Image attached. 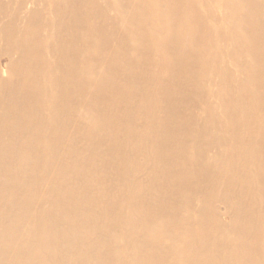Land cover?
Wrapping results in <instances>:
<instances>
[{
    "label": "rangeland",
    "instance_id": "obj_1",
    "mask_svg": "<svg viewBox=\"0 0 264 264\" xmlns=\"http://www.w3.org/2000/svg\"><path fill=\"white\" fill-rule=\"evenodd\" d=\"M6 1H8L9 3ZM25 1H27V3H25ZM46 1H47V3L48 2L49 3L47 4ZM41 2H42V4H41ZM29 4H30V6H29ZM251 4L255 5L254 9L252 8ZM7 5H8V7H7ZM27 6H29L28 9H25ZM6 8H7V10H4ZM1 9H3V10H1ZM168 9H170V11H168ZM58 10H60L61 12H59ZM47 11L48 12L50 11V12L48 13ZM167 12H168V14H166ZM202 12H204V13H202ZM263 15H264V0H249V1H247V0H233V1L232 0H198V1L197 0H73V1L72 0H0V22L3 21L2 23H0V36L5 31L2 29V27L3 26L8 27L7 24H12V26H14L15 23L17 25L18 24H20V25L24 24L23 31L25 33H32V38H34L33 41H35V42L37 41L36 46L37 45L38 46L34 47L35 49L32 46L29 47V49H34L35 51H33L31 53V55L30 54L28 55V53H27V56L25 58L21 59V61H20V67L27 68V69H25V71H26V73L28 72V74H30L31 86L29 84H27L28 82L26 81L25 87L23 89V83L21 82L22 78H19V79L10 78L11 81H13V82L9 83V86L6 87V89H7V91H9V90L11 91L10 97H12V99L9 102L8 107L11 104V108L15 107L14 109L21 110V108L24 104V105H28L29 107H31L34 110V113L36 111L40 112V113H37V115L31 116L33 118V121L31 119V117L27 121L28 131L29 132L31 131V134H32L33 131H35L37 129L36 132L38 134L36 133L37 135L34 134V136H32L30 133H27L25 136L26 137L28 136V139H30L33 142H34V140L37 143L39 142V144L41 142L40 148L43 149V152L39 151V153L41 152L43 155L39 154L38 156H36L37 153L32 155L34 160L32 157H30V159H26V158L24 159V158H18V157L16 158L15 155H11V154H10L11 156L10 155L5 156L6 154L4 152L0 153V157H1L0 163L2 162V158L4 159L2 164H1L2 167L0 165V172H1V174H0V184L1 185L0 186H1V191H2V192L0 191V193L2 196L4 195V197H3L4 200H7L6 198L8 197V195L10 198L20 196L21 200L23 199V208L25 210V214L27 213V215H29V217H31V215L34 212V215H32V218L34 219V221L32 219V221H33L32 227L34 228V223H35V228H36V226L39 223L40 225H38L37 227L40 228V226L43 227V225H44V229L47 230L46 233H49L48 226L51 225L50 223H52V221L51 222L44 221L41 217V215H43V214H41V212H39V210L40 211L45 210L44 208H46V207L49 208L50 205L55 204V202L59 198V201H57L60 204V205H58V210H59L58 213L62 214V213H65V211H66L67 215H65V216H68V219H70V216L72 214L76 218L78 216L80 219L79 218H77V219H79L78 221H81V223L77 222L76 218L75 217L73 218V216H72L71 220H73V221L75 220V222L77 224L75 222L73 223V221L71 222V220H70L69 223L73 227V230L72 229L71 230L75 231V233H77V234L82 232L81 235H83L84 237H85V235L87 236V239H85L86 237L85 238L83 237L84 238L83 243L81 240L82 236H81V238H79L80 235L78 236L77 234L75 236H73L74 239H76L75 243L78 244V245L77 244L76 245L78 247H81V245H82L81 250L85 251V247H87V244L90 245L92 243L91 246H88L86 248L87 249L86 252L88 251L89 253H90V251H89L90 247L91 248L93 247L91 249L92 251L94 250V252H93L94 258L93 257L90 258V256L93 255L92 253L87 256L88 259H90V260H87L89 263H90V261H93V259L97 258V259H99V261L101 260V262H102L99 264H107V263L108 264H113V263L119 264L120 260H122L121 264L127 263L128 261H129L128 264H134V262L136 264L137 260L134 257L139 256L142 252L138 251V253H137V250H138L137 247L138 246L135 247L136 244H134V245L130 244L131 245L130 246L128 243L131 242L132 239L142 237L141 232L143 235H145V237H147L146 238L147 240L155 242V240H154V237H155L156 242L158 240L159 244L162 247L166 246L167 242H168V244L169 243H177L174 245V247L179 248L182 245V243H184L186 241L185 237H187L190 233H188V231H187L183 234L182 231H178L176 233V236L173 237V234H174L173 232H172V234H169V233H171V231H173L172 226H176V225L179 226L181 224L184 225L185 222L187 223L188 221H191L192 219H193L192 221H195L197 219L198 207H196L195 205L199 204L198 203V196L200 193L198 192V190L199 189H209L207 187L210 186L209 185L210 182H208V179H209L208 176H204V174H202L201 171H197V168H196L197 162H196V159L194 158L195 154H198L202 158H209L211 156L213 157V155L216 152L214 150L213 145L211 147H209L208 143L205 142V140L208 137V133L213 128L216 129V133L218 136H221L222 132L226 129L227 132H226V130L224 131L225 132L224 136H226L227 138H233L235 133H238V134L240 133V135H243V133H244V131L242 132V130H241V129L244 130V125L242 126V121L246 120L244 114L248 113L246 115L248 116V120L251 119L250 120L251 122L253 120H256L259 118L258 112H255L254 108L253 107L250 108V106H249V104H250L249 97L251 96V97L258 98L260 95H262L264 93V68H262V67L257 68L256 67V62L264 63V16ZM172 16H173V18H171ZM2 19H4V20H2ZM84 19H85V21H84L85 23L84 22L82 23V21ZM168 19H169V21H167ZM226 19H228V20H226ZM198 21H199V23H198ZM36 27H38V28L36 29ZM203 27H205V28H203ZM233 28H234V30H233ZM219 29H221V30H219ZM9 30H11V28H9ZM53 33H54V35H53ZM235 33H236V35H235ZM222 34H224V35H222ZM53 37H54V39H53ZM162 37L164 40L162 39ZM212 37H213V41H211ZM240 39L242 40L241 43H240ZM226 40H228V41L226 42ZM90 41H91V43H90ZM206 41H207V43H205ZM219 41H220V43H219ZM221 41H223V42H221ZM232 41L236 42V43H233ZM79 43H81V44H79ZM229 43H230V45H229ZM0 44H2V41H0ZM46 44H48V46ZM237 44H238V46H237ZM52 45L55 47H53ZM204 45H206V46H204ZM207 45H210V46L208 47ZM233 45H235V46L232 49ZM0 46H1L0 50H2L3 45H0ZM93 47H94V49H93ZM90 48H91V51H90ZM236 49H238V50L236 51ZM206 51H208V52H206ZM42 53L43 54L45 53L44 56ZM47 53H49V54L47 55ZM207 53H208V55H207ZM94 54H95V56H94ZM231 54H232V56H231ZM72 55H73L74 59L72 58ZM211 55H213V56L211 57ZM48 56H50L51 59ZM14 57H17V55ZM190 57L192 59H190ZM206 58H208V59H206ZM52 59H54V60H52ZM196 59H197V61L195 62ZM218 59H219V61H218ZM229 59H231V60L229 61ZM30 60H32V61H30ZM216 61H218L219 63L215 64ZM7 62H8L7 60H3L1 62L0 80L8 79L10 77L9 74L4 69V66L7 64ZM74 63H76V64H74ZM179 63H180V65L178 66ZM199 63L201 64V67L203 66L204 68L203 67L201 68ZM232 63H234V64H232ZM2 64H3V66H2ZM31 65L34 67H32ZM48 65H51L50 68ZM183 65L185 66V69H184ZM209 65L211 68L209 67ZM215 65H219V68H221V69H219V71H217L214 74L213 70L215 68L214 67ZM231 65H233V67H231ZM243 65L246 66L245 69L242 68ZM42 66L45 68H43ZM224 66H225V68H224ZM230 69H232V70L230 71ZM45 70H46V72H45ZM56 70L58 71V73ZM171 70L173 73H171ZM198 70H199V72H198ZM224 70H225V72H224ZM42 71H43V74H42ZM67 72H68V74H67ZM218 72H220V73L218 74ZM4 73H5V75H4ZM221 73L222 74L226 73L225 77H224L225 78L224 82L221 81V78H223L221 76ZM243 73L246 76L249 73L251 74L249 76H250V78H252V80H251L252 83H249L245 86V80H247V78H246V76L242 75ZM174 74L177 77H175ZM227 74H228V76H227ZM51 75H52V77H51ZM197 75H199L200 77ZM93 76H94V78H93ZM184 76L188 79L184 78ZM203 76L205 77V79ZM237 76L239 78L241 76H243L240 78L241 80L243 78H245L243 80V82H244V88L243 89H240L235 82L236 78H238ZM155 78H157V79H155ZM234 78H235V80H234ZM50 79H51V81H50ZM92 79H94V80H92ZM152 79L155 80L156 84H155L154 80H152ZM81 80H82V82H81ZM121 80H123V81H121ZM158 80H160V81H158ZM217 80L219 82H217ZM254 81H255V83H254ZM49 82L50 83L52 82V83L50 84ZM132 82H133V84H131ZM188 82H190V83H188ZM261 82L263 83L262 86H261ZM96 83H97V85H96ZM128 83H130V84H128ZM137 83L138 84L140 83V84L137 85ZM177 83H179V84L177 85ZM184 83H186V84H184ZM256 83H258V84H256ZM253 84H254V87H253ZM43 85H45L44 87L46 88L44 90H43V88H44ZM106 85H107V87H106ZM110 85H112V86H110ZM160 85L162 86V88ZM229 85H231L233 97H236V98L238 97L239 99H241L242 106H241V108L237 109L236 105H235L233 107L234 109L232 111H230L229 113H226L224 110V109H226V107L222 106L221 101H220V100L224 101V95L221 96L222 97V99H221L219 93H224L229 88ZM27 86H30L31 88L28 89ZM139 86H141V87H139ZM222 86H223V88H221ZM217 87H219L220 89H218ZM49 88H50V90H49ZM156 88H157V90H156ZM190 88H191V90H190ZM224 88H227V89H224ZM111 89L113 92L111 91ZM141 89H142V92L141 91L139 92V90H141ZM149 89H150V91H149ZM173 89H175V90L173 91ZM236 89H238V90H236ZM249 89H251L252 93L250 92ZM92 90H93V92H92ZM109 90L112 93L111 92L109 93ZM128 90H129V93H126V92H128ZM220 90H222V92ZM51 91H53V92H51ZM86 91H87V93H89V95L86 93ZM106 91H108V92H106ZM130 91H132V92H130ZM244 91H245V93H244ZM83 92H84V94H83ZM133 92L135 95L133 94ZM153 92L155 94H153ZM50 93H51V95H49ZM207 93H210V94H207ZM213 93L215 96L213 95ZM92 94L94 95V97ZM98 94H99V96H98ZM104 94H106L105 98H104ZM112 94H113V96H111ZM147 94H148V96H147ZM13 95H14V97H13ZM42 95H43V97H42ZM160 95H161V97H160ZM166 95H168V96H166ZM198 95H199V97H198ZM239 95H241V96H239ZM50 96H51V98L53 97V100L51 98H48ZM194 96L196 97V99ZM107 97L108 98L112 97V98L108 99ZM117 97L119 99H117ZM139 97L141 98V100ZM148 97H150V99ZM213 97L216 98V100L214 99V101H213ZM233 97H230V98H233ZM15 98H16V100H15ZM18 98H19V100H18ZM42 98H43V100H42ZM89 98L91 99V101ZM102 98L105 99V102ZM131 98H132V100H131ZM210 98H212V99H210ZM82 99L84 100V102ZM86 99L88 100L89 104L91 103L92 105H88L87 104L88 102ZM190 99H192V100H190ZM175 100L177 101L178 104L176 103ZM106 101H107V103H106ZM209 101H210V103L214 104L212 107L210 106L211 104L209 103ZM46 102H48L47 104L49 106L46 104ZM50 102H53V103L51 104ZM82 102L84 104H82ZM173 102H175L177 105ZM246 102H247V104H246ZM17 103L19 105H17ZM41 104L42 105L44 104V105L42 106ZM63 104H64V106H63ZM68 105H70V106H68ZM18 106H20V107H18ZM119 106H122V107H119ZM46 107H47V110H46ZM66 107H68L67 108L68 111H67ZM105 107H107V108H105ZM204 107H207V109L206 108L204 109ZM37 108L39 110H37ZM109 108H111V109H109ZM145 108H146V110H145ZM209 108H211V110ZM106 109H107V111H106ZM148 109L151 111V113L148 112L149 111ZM97 110H99L101 115ZM215 110H216V113H215ZM44 111L48 114L47 116H46ZM66 111H67V113H66ZM76 111H77V113H75ZM79 111H80V113H79ZM86 111L89 113H87ZM145 111H147V113ZM206 111H207V113H206ZM212 111H214V112H212ZM245 111H247V112H245ZM96 112H98L99 114ZM194 112H195V114H194ZM252 112H254V113H252ZM63 113H65V115ZM94 113H95V116H92V114L94 115ZM105 113H107V114H105ZM125 113L127 114V116ZM238 113H239V115H237ZM38 114H39V116H38ZM75 114H77V115H75ZM88 114H89V116H88ZM156 114H157V116H156ZM233 115H234V117H233ZM50 116H52L53 118ZM77 116H79V117H77ZM96 116H97V118H96ZM210 116H213L212 119ZM224 116H226V117H224ZM250 116H251V118H250ZM37 117H38V119H37ZM89 117H91V118H89ZM105 117H107V118L105 119ZM179 117H181V118H179ZM200 117H202V118H200ZM206 117H208V118H206ZM58 118L60 121L58 120ZM101 118L102 119L104 118L102 121L103 122L106 121V122L100 123ZM176 118H177V120H176ZM203 118L205 120H202ZM47 119L50 120L51 123L49 121H47ZM52 119H54L55 121L53 122ZM107 119H109V120H107ZM115 119L116 120L118 119V120L116 121ZM156 119L157 120L159 119V120L155 121ZM37 120H38V122H37ZM93 120H95V122ZM180 120L183 124H181V122L179 123ZM92 121H93V123H92ZM119 121H120V123L123 124L122 128H121V124L119 123ZM154 121H155V123H154ZM211 121H214V122H211ZM28 122L29 123L35 122L32 125L36 126L38 124L40 126H37V127L34 126L35 128L33 130V126L31 125V123L29 124ZM77 122H78V124H77ZM81 122L82 123L84 122V123L82 124ZM218 122H220V123H218ZM230 122H234V126H231L229 124ZM41 123H43V124H41ZM177 123H178V125H177ZM185 123H187L188 125ZM46 124H49L50 126L46 125ZM55 124H57V126ZM99 124L102 126H100ZM103 124H105L106 126L105 125L103 126ZM44 125L48 126L49 128L45 127ZM58 125L59 126L61 125V126L59 127ZM143 125H144V127H143ZM175 125L177 126V129H178V130L176 129L177 132L175 130H172V128ZM221 125H222V127H221ZM13 126L15 128L16 123ZM67 126H68V128H67ZM140 126H141V128H140ZM82 127H84L83 128L84 130H82ZM104 127L105 128L107 127L106 128L107 131L103 130V129H105ZM44 128L45 129L48 128V129L45 130ZM58 128H59V130H58ZM101 128H102V133L100 134ZM153 128L154 129L156 128L155 131ZM51 129H54V131L52 130L53 134L54 133H60L61 131H64V133H65L64 142L69 143V146L71 145L70 146V148H71L70 152L73 151L75 153L74 149L75 150L77 149L76 152L78 151L77 152L78 154L75 153V155H74V153L71 152V154L67 155V157H69V158L67 159L66 167L67 168L71 167L70 170L67 168H63L65 166V164L62 166L56 165L57 168H56V170H54L55 167L52 165V162L56 161L57 158L59 157V155L54 154L52 157H51V155H49L50 154V152L48 151L49 147H48V145L46 146V143H49L50 140H53V137L48 139L47 133H43L41 131V130H45V131L50 130L51 131ZM73 129H74V132H73ZM199 129H202L204 131V134L202 135V137L204 139L203 144H200L202 139H199V141L197 140L199 135H196V134H197V131ZM179 130H180V132H179ZM228 130L230 133H228ZM131 131L133 133H131ZM142 131H146V133L145 132L142 133ZM66 132H68V133H66ZM110 132H112V133H110ZM126 132L127 133L129 132V133L126 135ZM163 132H166V133H163ZM90 133L91 134L94 133V134L91 135ZM140 133L142 136L140 135ZM186 133H188V134H186ZM29 134H30V137H29ZM148 134H151V135H148ZM179 134H180V136H179ZM232 134H233V136H232ZM67 135H69V136L71 135L72 139H74V140L71 139L72 140L71 141L70 137L69 136L67 137ZM108 135H109V137H108ZM123 135H126V138L125 137L122 138ZM38 136L45 137V138H43V140H42V138L41 137L38 138ZM94 136H95V138H94ZM102 136H103V138H102ZM132 136L134 138H132ZM115 137H117V138H115ZM118 137H120V138H118ZM164 137H166L167 141L165 140ZM96 138H98V139H96ZM109 138L110 139L112 138L113 143H111L112 141H110ZM114 138H115V140H114ZM130 138H131V140H130ZM154 138L156 141H154ZM191 138H192V140H191ZM193 138H194V140H193ZM37 139H38V141H37ZM105 139H108L109 143L107 142L108 140H105ZM40 140H42V141H40ZM44 140H45V143H43ZM91 140H93V142ZM96 141H97V143H99L98 141H100L99 145L96 144ZM189 141H191V142L189 143ZM196 141H198V142L195 143ZM73 142L75 143V145ZM150 142H152V143H150ZM156 142L158 144H156ZM91 143H92V145H91ZM105 143H106V145H105ZM93 144L94 145L96 144L95 145L97 147V148L95 147L96 149L93 147L94 146ZM125 144H127V145H125ZM180 144H182V145H180ZM191 144H192V146H191ZM198 144H200L202 146V147L200 146L201 147L200 149L202 151L198 149L199 148ZM88 145H89V147H88ZM122 145H124L123 147H125V146H127V147L123 148ZM99 146H100V148H98ZM113 146H115V147H113ZM171 146L174 148H172ZM176 146H177V148H176ZM108 147H109V149H108ZM241 147L237 148L236 151L237 150L241 151L242 150ZM16 148H17V146H16ZM45 148H47L48 152L46 151ZM105 148L107 150H105ZM112 148H114V150H112ZM117 148L119 150L116 154L115 149L117 150ZM132 148H133V150H132ZM188 148H189V150H188ZM44 149L46 151L45 154H44ZM89 149L92 151H90ZM128 149H130V150H128ZM143 149H144V151H143L144 153L142 152ZM64 150H65V146H64ZM111 150L114 153H112ZM193 150H194L195 154L193 153ZM196 150H197V152H196ZM87 151L89 153V156H88ZM139 151H140V153H139ZM146 151H148V152H146ZM219 151L220 150H218V152ZM84 152H86V153L84 154ZM90 152H92V153H90ZM122 152L124 153V155ZM126 152H128V153L126 154ZM242 152L243 151L239 152V154L236 153V155H235V153L230 154V158L234 155L239 161H241V169L242 168L243 169L241 170L238 168L237 171H243V170L249 171L250 170V171L254 172L257 168V165H256L257 160L260 159L259 153L257 151H254V150L248 151L249 155H247L244 152L242 153ZM250 152H255V153H250ZM95 153L98 157L94 156ZM76 154L80 155L79 158ZM128 154H131V156ZM251 154H254L255 156L251 155ZM86 155L88 156V158L90 157V159H87ZM91 155H93L94 158ZM111 155H113L114 157ZM117 155H118V157H117ZM45 156H47V158ZM81 156L86 157V158L83 157L85 161L83 160V158ZM108 156L110 157V159ZM257 156H258V158H257ZM41 157L43 159L45 157L47 162H44L46 160L45 159L43 160ZM111 157H113V159H111ZM115 157H116V159H114ZM122 157H124L125 161H123ZM35 158H36V160H35ZM76 158L78 159V161ZM15 159L17 161H19L20 159L21 160H20V162H17ZM92 159H94L95 162L94 161L92 162ZM140 159H142L143 161ZM253 159L256 162H254ZM24 160L27 161L28 163L27 162L21 163V161H24ZM32 160L35 162H33ZM49 160H50V162H49ZM112 160H114V163ZM139 160H140V163H139ZM245 160H247L249 162L251 160V162L249 163ZM42 161H43V165H42ZM5 162L7 164H5ZM117 162H119V163H117ZM158 162H160L159 165H158ZM244 162L245 163L247 162V164L248 163L249 164L247 166H245L242 164ZM13 163H14V165H13ZM36 163L38 164V166ZM45 163H47V164H45ZM79 163H80V165L81 164L82 165L80 166ZM86 163H87V165H89L88 166L89 168L86 167L87 169L85 168ZM94 163H95V165H94ZM142 163H143V165L145 164L143 168H142L143 165H140ZM179 163H180V165H179ZM28 164H29V166H28ZM154 164H156L155 170L153 168ZM216 164H217V162H215V165ZM100 165L103 167L101 168ZM117 165H120V166H117ZM249 165H251V167L256 165L255 166L256 168H253V167L251 168V167H249ZM40 166L42 168L41 170H40ZM96 166H97V168H96ZM110 166L111 167L113 166L112 167L113 169ZM136 166H138V167L136 168ZM10 167H12V168L10 169ZM15 167H16V169H15ZM59 167L61 169H66L68 171L66 172L65 170H63V172H62V170L59 169ZM139 167L141 169H138ZM7 168H8V170H7ZM84 168L87 171L84 170ZM109 168H110V171H109ZM5 169L9 173L10 172L11 173L10 174L7 173V171ZM9 169H10V171H9ZM17 169H18V171H17ZM46 169H47V171H46ZM94 169L96 171H94ZM117 169H119V170H117ZM120 169H121V173H119V175H118L117 171H120ZM24 170H25V172H24ZM30 170L32 172V178L30 176V174H31ZM71 170H73V174H72L73 177L71 176ZM83 170H84V172H83ZM122 170H124L123 172H125L126 175H125V173L123 174ZM126 170H127V172H126ZM139 170H140L141 174H140ZM160 170H162L163 172ZM222 170L225 171L223 173V175H225L226 177H229L233 174L232 173L233 170L228 169L227 167H225ZM2 171H4V174ZM26 171H29V172H26ZM49 171H50V173H49ZM55 171L57 172L56 174L54 173ZM64 171H65V173H64ZM99 171L102 173H100ZM150 171H152V172L150 173ZM214 171H216V170L212 169V171H210V173H215ZM15 172L17 175L15 174ZM90 172L93 173L92 174L93 177H89V176H92L91 174L88 175ZM37 173H38V175H36ZM52 173H54L53 174L54 177H53ZM106 173H108V176ZM133 173H135V175ZM146 173H149L148 176ZM65 174H67V175L70 174L69 176L71 178L69 176H66ZM144 174H145V176H144ZM182 174H187L189 176L190 180L193 182L192 185L195 186L197 184L198 187L192 186V189H190V190H182V189L178 190V188H179L178 187L179 186V184H178L179 180L178 179H179V176ZM124 176H126L127 179H121ZM140 176H142V179L140 178ZM165 176H168V178L167 177L165 178ZM172 176L175 179H172ZM221 176L220 175L216 176V177H218L217 181H220L222 179ZM61 177H65V181L68 185H66V183L64 184V181H62L63 179ZM118 177H119V179L117 180ZM145 177H146V179H144ZM149 177H152V179L151 178L149 179ZM30 178L32 179V181ZM51 178H53V180ZM84 178H85V180L86 179L88 180V181L86 180L87 185H88L87 187L84 186L86 184H83V183H85ZM89 178H91L90 180L95 179V182L89 181ZM108 178H110V179H108ZM159 178H160V180H159ZM37 179H39V180L37 181ZM71 179H72V181H71ZM104 179L106 180L107 183L104 181ZM133 179H134V181H133ZM148 179L150 180V182ZM6 180L8 181V183L6 182ZM17 180L19 182H16ZM33 180H35V181H33ZM98 180H99L100 184L103 182L105 185L103 183H102L103 185L101 184L103 187H101L100 184L98 185V183H99ZM101 180H103V181H101ZM124 180L126 182H124ZM135 180H136V182H135ZM140 180L142 181V183ZM147 180H148V182L145 183V181H147ZM152 180H153V183H152ZM22 181H23V184H22ZM45 181H47V182H45ZM108 181H110L112 184L110 183V185H108L109 184ZM28 182L30 185L28 184ZM58 182L60 183L61 186L59 185ZM131 182H132V185H131ZM139 182L141 183V188L137 189V187L140 186ZM10 183L16 184V187H15L16 190H13L11 193H9L7 191V189H8L7 185ZM34 183H35V185H37L36 187H35ZM93 183H95L94 187L92 186ZM194 183H196V184H194ZM74 184L78 185V186H73ZM113 184L115 186H117L119 190L115 189ZM122 184H123V187H125L126 184L128 186L127 190L125 189L126 187L124 188L125 192H124V189L120 188L122 186ZM2 185H3V187H2ZM56 185L57 186L59 185L60 187L58 186V188H61L62 191H63V189L65 190L66 195L63 194V197H64L63 199L66 198L68 201L65 199L64 202L62 203V201H63L62 197L60 198L59 194L56 193L58 190L60 191V189L55 188V187H57ZM81 185H82V187H81ZM89 185L91 186V189H90ZM143 185L146 186L145 188L148 187L147 188L148 191H149V187H150V192H152L151 190L155 189V193L154 194L149 193L147 190L144 189ZM64 186H66L67 188L66 187L63 188ZM95 186H96V189H95ZM25 187L28 188V191H27V189L24 190ZM68 187H70V188H68ZM79 187H81L83 190L81 191L80 190L81 188H79ZM133 187L134 188L136 187L137 190H135ZM153 187H154V189H153ZM36 188H37V190H36ZM41 188H43V189H41ZM92 188H94L93 191H90V190H92ZM128 188H129V191H128ZM171 188H172V190H171ZM3 189H5V191ZM50 189L53 191V198L52 197L47 198L46 195L42 194V193L46 194L47 191ZM53 189H55L56 192ZM97 189H99V190H97ZM102 189H104V190H102ZM113 189H115V190H113ZM86 190H87V192H86ZM111 190H112V193H110ZM121 190H122V192H121ZM138 190H140V191H138ZM174 190L176 192H174ZM180 190H182V191L180 192ZM3 191L5 193H7V195H5ZM24 191H27V192L25 193ZM40 191H42V193ZM68 191H69L71 196L67 194ZM83 191H84V193H86V196L84 195ZM115 191H117V192H115ZM143 191H145V193ZM158 192H159V194L156 195V193H158ZM171 192H172V194H171ZM87 193L90 196L89 198L87 196ZM105 193H106V195H105ZM120 193L123 195V197L127 201H125V200H124L125 202L122 201L124 198L122 197V195ZM147 193H149V194L147 195ZM173 193H175V194L179 193L181 195L179 196V194L175 195ZM55 194H56V196H55ZM73 194L75 195L74 197H77V201H76V199L74 200ZM79 194H80L79 199L83 196L81 198V201L78 199ZM91 194H92V196H91ZM109 194H111V195H109ZM115 194H116V196H115ZM138 194H139V196H138ZM151 194H153V195H151ZM183 194L185 195V198H184ZM39 195H40V197H39ZM102 195H103V197H105L104 199H106V200H104V202L101 201V200H103ZM142 195H145V196H142ZM24 196L28 197V199L30 198L29 199L30 201ZM31 196L33 199H31ZM95 196H97L96 200H97L98 204L95 200ZM120 196H121V198H120ZM151 196H153V197L151 198ZM156 196L158 197V200H157ZM44 197H46V200H45V203L43 204V200L45 199ZM86 197H87V199H85ZM99 197H100V199H99ZM111 197H113V198H111ZM40 198H41V200H40ZM71 198H72V200H71ZM177 198H178V200H177ZM182 198H184V199H182ZM190 198H192V199H190ZM26 199L28 202H25ZM139 199H141V200H139ZM148 199H149V201H148ZM153 199H154V203H153ZM181 199H182V201H181ZM188 199L190 202L193 200V202H191L192 205L194 204L193 206H191V203L189 201L187 202ZM48 200L49 201L51 200V201L49 202ZM53 200H54V202H53ZM85 200H87V201H85ZM88 200H89L90 204H88L89 203ZM109 200L110 201L113 200V202L111 203ZM132 200L135 201V202H133V204H131ZM156 200H157V202H156ZM175 200L178 203L175 202ZM195 200H196L197 204H196V202H194ZM73 201H75V202H73ZM83 201H84V203H83ZM99 201L101 202L100 204H99ZM145 201H147V202H145ZM215 201L216 200L212 201L211 199L209 201L210 207H213V208H211V212H210L212 214H209V216H213L215 214L214 215L215 217H217V218L221 217L220 218L221 221L227 222L228 218L225 217V215L223 213L224 208L226 210H227V208L224 207L223 205L216 203L217 201L216 202ZM68 202H70V203H68ZM76 202H78V203H76ZM79 202L82 204H80ZM85 202H87V205ZM102 202L104 203V205H102L103 204ZM122 202L124 203V205H126V207L124 205H121ZM2 203L0 204V208H1L0 214L1 215H2L3 206H6L7 202L4 201ZM30 203H31V205H30ZM35 203H36V205H35ZM75 203L77 204V206L74 205ZM93 203L96 205V207H95L96 209L93 208L94 207ZM113 203H118V204L120 203V204L114 205ZM162 203H164V205ZM25 204H27V205L29 204L28 206L31 209L27 208V205H25ZM42 204H43V206H42ZM108 204L110 207L108 206ZM150 204H151V206L152 205L153 206L151 207ZM185 204H188L191 207L188 208V205L185 206ZM62 205H64V207ZM68 205H73V206L69 207ZM145 205H147V207ZM183 205H184V207H182ZM30 206H32V207H30ZM39 206H40V209L38 208ZM74 206L76 207V209L82 208L81 211L83 213L80 210H76ZM121 206H123V207H121ZM127 206H130V207L133 206V207L128 208ZM178 206H181L182 208L187 207V210L184 211V209L182 210V208L178 207ZM33 207H34V210L32 211ZM60 207L63 209H61ZM89 207H91L92 210L94 209L95 214H97V212L99 214L95 215L93 213V211H91V208H89ZM113 207L115 209H113ZM26 208H27L28 212L30 210L29 214H28V212H26ZM73 208L75 209V211ZM119 208L121 210H119ZM177 208H179V209H177ZM195 208H197V209H195ZM69 209H71V210H69ZM89 209H90V212H89ZM99 209H103L104 210L103 213H102V211L100 212ZM111 209H113L114 211ZM117 209H118V211H116ZM143 209H145V211ZM164 209L167 210V212H169V214L167 216H164V215H166V212L163 211ZM170 209H172V210H170ZM217 209L219 210L220 215L222 214L221 216H218L219 214H217L218 213ZM234 209H235V205H232V210H234ZM63 210H64V212H63ZM83 210H85V211H83ZM124 210H126V211H124ZM148 210L150 211L151 214L148 212ZM37 211H38V213H37ZM12 212H15V211L12 210ZM73 212H81L82 214L81 213H79V214L73 213ZM107 212H109V213H107ZM142 212H144L145 214ZM172 212H174V213L176 212V214L178 216L183 217L181 220L182 223L179 222L180 224L178 225V223H176V222L173 223V221H170V220H172L170 218ZM68 213L71 215H68ZM110 213H112L111 215H112L113 220L110 219L111 218V217H109L110 215L108 217H109L110 221L112 220V222H110L108 217L106 216L107 214H110ZM119 213H121V214H119ZM132 213H133V215H131ZM104 214H105V216H104ZM93 215H95V217ZM99 215H100V217H98ZM148 215H151V216L149 217ZM22 216H24V215H22ZM36 216H37V218L38 217L39 218L37 219ZM115 216H117V218ZM119 216H120V218H119ZM121 216H122V218L125 216L124 217L125 219H122ZM130 216H131V218L129 219ZM135 216L137 218L136 221H134V219H136V218H134ZM139 216H142L143 218L139 217ZM162 216L167 217V220L164 224L157 223L156 227L153 226V228H150V229L146 228V225H148V223H150V225H153V223H155L156 220L158 221V219ZM189 216H191V217L189 218ZM84 217L86 218L87 223L84 221L83 224H85L86 226L85 225L83 226V224H82V220L85 219ZM101 217H102V219H101ZM103 217H104V219H103ZM105 217H107L106 220H105ZM168 217L170 219H168ZM81 218H83V219L81 220ZM184 218H186V219L184 220ZM3 219L4 218L2 215L0 217V221H1L0 229L1 230H2L3 224H5ZM36 219H37V221H36ZM95 219L96 220L98 219L97 220L98 222L96 221L97 222L96 224H95ZM114 219H116V221ZM118 219L119 220L122 219L121 220L122 223ZM144 219L146 220V225L144 223L145 222ZM92 220H93L94 224H93ZM151 220H153V223L151 222ZM40 221H42V222L40 223ZM108 221H109V223H108ZM131 221H133V222H131ZM25 222H23V223H25ZM113 222H114V224H113ZM23 223L21 225V229L22 228L23 229L22 230L19 229V230H21L20 233L24 232L26 234L28 231L27 226H29V225H27L25 223L27 225V226H25V224H23ZM102 223H103V226H102ZM104 223H105V225H104ZM119 224L120 225L123 224V225L119 226ZM80 225H81V227H79ZM94 225H95V227H93ZM130 225H132V227L134 228V232H136L137 237H135L134 232L132 233L134 235V237H132L133 235L131 234V232L133 231V228ZM142 225H144L145 227ZM158 225H160V226L158 227ZM75 226H76V228L78 227L77 230L80 228L79 233L77 230H75L76 228L74 229ZM100 226H102V227H100ZM118 226H119V228H118ZM82 227L86 228V229H83ZM103 227H105V228H103ZM129 227H131V230L129 229ZM39 228H37V229L39 230ZM112 228H114V229H112ZM141 228H142V230H141ZM163 228H165V229H163ZM195 228H194V230H196ZM41 229H43V228H41ZM87 229L89 232H86ZM101 229H103V230H101ZM99 230H100V233H101V231L102 232L105 231V232L100 234ZM194 230H193V232H197ZM129 231H131V232H129ZM153 231H155L157 235L154 234ZM83 232L85 233V235L83 234ZM113 232H115V233H113ZM125 232H126V234H125ZM87 233L89 234V236ZM90 233L92 235H94L93 233H95L94 239L92 238L93 236H91ZM105 233H107L109 236H106ZM117 233H119V234H117ZM127 233L130 235V238H129L130 241H128L129 239L127 238V236H129V235H127ZM99 234L101 235V237ZM166 234L169 237H167ZM4 235H6V234H4ZM77 236L79 239L77 238ZM59 237L62 238V235L56 234V238H58L60 240ZM106 237L107 238L110 237V242H109V239H107ZM3 238H4V236H3ZM71 238H72V236H71ZM88 239H89V241H88ZM90 239H93V240H91L92 242H90ZM114 239H115V241L116 240L117 241L113 242ZM1 240L2 239H0V241ZM80 240H81V243H80ZM93 242L95 244H93ZM98 242H100V244ZM105 242L107 244H105ZM103 243H104V246H102ZM84 244H86V245H84ZM5 245L6 244L4 243V246ZM106 245H108V246L110 245L111 247H113L115 245L116 248L115 247L111 248L109 246V249H108L107 248L108 246H106ZM118 245H119V248H117ZM83 247H84V249H83ZM101 247H102V249H101ZM131 247H132V249H134V251L132 249H130ZM104 248H106V249H104ZM120 248H122V249H120ZM135 248H136V250H135ZM110 249H111V251H110ZM98 250L99 251L102 250V251L98 252ZM108 250L110 251V253H107V252H109ZM145 250H149V247H146L144 249V251ZM59 252H55L54 255L53 254L50 255V256H53V257H51L53 259H51L49 257V259L52 261L53 264H58L59 262H61L58 259V256H57V258H55V256H56L55 254L58 255ZM61 252H60V254H61ZM119 252H121L122 254H118ZM127 252L129 253V255ZM147 252H149V251H147ZM131 254L134 256L132 259L129 258L132 256ZM102 255H103L104 261L102 259ZM110 255L114 256L113 258H115V259L112 258L110 261V259H109L111 257ZM60 256H62V255H60ZM95 256H97V257H95ZM117 257L118 258L122 257V259H118ZM53 260L57 261V263H54ZM112 261H113V263H112ZM124 261H126V262H124ZM103 262H106V263H103ZM90 264H92V262Z\"/></svg>",
    "mask_w": 264,
    "mask_h": 264
},
{
    "label": "bare ground",
    "instance_id": "obj_2",
    "mask_svg": "<svg viewBox=\"0 0 264 264\" xmlns=\"http://www.w3.org/2000/svg\"><path fill=\"white\" fill-rule=\"evenodd\" d=\"M73 1V0H72ZM198 1V0H197ZM233 1V0H232ZM247 1H249V0H247ZM6 2H8V1H6ZM104 2V1H103ZM237 2V1H236ZM9 3V2H8ZM7 3V4H8ZM25 3H27V1H25ZM46 3H47V1H46ZM49 3V2H48ZM47 3V4H48ZM74 3V2H73ZM166 3V2H165ZM203 3V2H202ZM228 3V2H227ZM245 3V2H244ZM33 4V3H32ZM41 4H42V2H41ZM104 4V3H103ZM194 4V3H193ZM248 4V3H247ZM61 5V4H60ZM225 5V4H224ZM13 6V5H12ZM29 6H30V4H29ZM29 6H27L25 9H28V7ZM52 6V5H51ZM251 6H252V8L254 9L255 8V5H253V4H251ZM7 7H8V5H7ZM178 7V6H177ZM225 7V6H224ZM49 8V7H48ZM43 9V8H42ZM60 9V8H59ZM197 9V8H196ZM195 9V10H196ZM1 10H3V9H1ZM4 10H7V8L6 9H4ZM66 10V9H65ZM193 10V9H192ZM27 11V10H26ZM59 12H61L60 10H58ZM168 11H170V9H168ZM201 11V10H200ZM210 11V10H209ZM4 12V11H3ZM21 12V11H20ZM45 12V11H44ZM43 12V13H44ZM48 12V11H47ZM50 12V11H49ZM48 12V13H49ZM81 12V11H80ZM194 12V11H193ZM197 12V11H196ZM2 13V12H1ZM6 13V12H5ZM9 13V12H8ZM175 13V12H174ZM179 13V12H178ZM202 13H204V12H202ZM4 14V13H3ZM51 14V13H50ZM166 14H168V12L166 13ZM224 14V13H223ZM59 15V14H58ZM181 15V14H180ZM204 15V14H203ZM52 16V15H51ZM149 16V15H148ZM264 16V15H263ZM17 17V16H16ZM2 18V17H1ZM8 18V17H7ZM29 18V17H28ZM85 18V17H84ZM171 18H173V16L171 17ZM230 18V17H229ZM228 18V19H229ZM15 19V18H14ZM18 19V18H17ZM225 19V18H224ZM228 19H226V20H228ZM262 19V18H261ZM2 20H4V19H2ZM6 20V19H5ZM20 20V19H19ZM28 20V19H27ZM31 20V19H30ZM93 20V19H92ZM133 20V19H132ZM237 20V19H236ZM22 21V20H21ZM51 21V20H50ZM85 21V19L82 21V23ZM117 21V20H116ZM167 21H169V19L167 20ZM189 21V20H188ZM3 22V21H2ZM2 22H0V23H2ZM16 22V21H15ZM19 22V21H18ZM55 22V21H54ZM85 23V22H84ZM93 23V22H92ZM198 23H199V21H198ZM207 23V22H206ZM176 24V23H175ZM180 24V23H179ZM8 25V27H5V26H3L2 27V29L3 30H5L3 33H2V35L0 36V41H2V44H0V45H3V49L2 50H0V66H1V62L3 61V60H7L8 62H7V64L4 66V69H5V71L9 74V78L8 79H2V80H0V153L1 152H4L6 155L5 156H7V155H15L16 156V158L18 157V158H26V159H30V157H32V155H34L35 153H37L36 154V156H38L39 154L40 155H43L41 152H43V149L42 148H40L41 147V142H40V144H39V142L37 143L35 140H34V142L33 141H31L30 139H28V136L26 137L25 135L27 134V133H30L31 134V131L29 132L28 131V126H27V121H28V119L31 117V116H33V115H37V113H40V112H38V111H36L35 113H34V110L31 108V107H29L28 105H24L23 104V106H22V108H21V110H16V109H14V108H11V104H10V106L8 107V105H9V102H10V100L12 99V97H10V95H11V91L9 90V91H7V89H6V87H8L9 86V83H11V82H13V81H11V79L10 78H16V79H19V78H22V83H23V89H24V87H25V83H26V81L28 82L27 84H29L30 86H31V80H30V74H28V72L26 73V71H25V69H27V68H25V67H20V61H21V59H23V58H25L26 56H27V53H28V55L30 54L31 55V53L33 52V51H35L34 49V47H37L36 46V42L35 41H33V39L34 38H32V33H25L24 31H23V27H24V24L23 25H20V24H14V26H12V24H7ZM207 25V24H206ZM26 26V25H25ZM42 26V25H41ZM196 26V25H195ZM194 26V27H195ZM223 27V26H222ZM238 27V26H237ZM9 28H11V30H9ZM38 27H36V29H37ZM42 28V27H41ZM196 28V27H195ZM201 28V27H200ZM199 28V29H200ZM203 28H205V27H203ZM240 28V27H239ZM154 29V28H153ZM230 29V28H229ZM39 30V29H38ZM87 30V29H86ZM85 30V31H86ZM219 30H221V29H219ZM233 30H234V28H233ZM239 30V29H238ZM169 31V30H168ZM230 31V30H229ZM10 32V33H9ZM20 32V33H19ZM42 32V31H41ZM40 32V33H41ZM46 32V31H45ZM161 32V31H160ZM212 32V31H211ZM168 33V32H167ZM178 33V32H177ZM213 34V33H212ZM233 34V33H232ZM242 34V33H241ZM53 35H54V33H53ZM59 35V34H58ZM158 35V34H157ZM168 35V34H167ZM222 35H224V34H222ZM235 35H236V33H235ZM203 36V35H202ZM43 37V36H42ZM209 37V36H208ZM216 37V36H215ZM161 38V37H160ZM159 38V39H160ZM240 38V37H239ZM53 39H54V37H53ZM162 39H163V37H162ZM209 39V38H208ZM215 39V38H214ZM233 39V38H232ZM164 40V39H163ZM220 40V39H219ZM65 41V40H64ZM95 41V40H94ZM203 41V40H202ZM211 41H213V37H212V40ZM228 40H226V42H227ZM241 39H240V43H241ZM69 42V41H68ZM221 42H223V41H221ZM230 42V41H229ZM233 42V41H232ZM90 43H91V41H90ZM205 43H207V41L205 42ZM219 43H220V41H219ZM233 43H236V42H233ZM239 43V42H238ZM79 44H81V43H79ZM78 44V45H79ZM93 44V43H92ZM47 46H48V44H46ZM91 45V44H90ZM211 45V44H210ZM210 45H207L208 47L210 46ZM228 45V44H227ZM229 45H230V43H229ZM30 46H32L34 49H29V47ZM46 46V47H47ZM53 46V45H52ZM95 46V45H94ZM161 46V45H160ZM204 46H206V45H204ZM203 46V47H204ZM219 46V45H218ZM235 45H233L232 46V49H233V47H234ZM237 46H238V44H237ZM53 47H55V46H53ZM231 47V46H230ZM0 48H1V46H0ZM81 48V47H80ZM216 48V47H215ZM224 48V47H223ZM240 48V47H239ZM39 49V48H38ZM37 49V50H38ZM93 49H94V47H93ZM92 49V50H93ZM206 49V48H205ZM210 49V48H209ZM70 50V49H69ZM208 50V49H207ZM223 50V49H222ZM238 49H236V51H237ZM68 51V50H67ZM90 51H91V48H90ZM94 51V50H93ZM241 51V50H240ZM54 52V51H53ZM96 52V51H95ZM180 52V51H179ZM206 52H208V51H206ZM81 53V52H80ZM79 53V54H80ZM165 53V52H164ZM43 54V53H42ZM45 54V53H44ZM44 54H43V56H44ZM49 53H47V55H48ZM93 54V53H92ZM140 54V53H139ZM227 54V53H226ZM17 55V57H14V56H16ZM52 55V54H51ZM70 55V54H69ZM207 55H208V53H207ZM206 55V56H207ZM221 55V54H220ZM219 55V56H220ZM67 56V55H66ZM94 56H95V54H94ZM155 56V55H154ZM213 55H211V57H212ZM231 56H232V54H231ZM42 57V56H41ZM49 58H50V56H48ZM195 57V56H194ZM193 57V58H194ZM222 57V56H221ZM236 57V56H235ZM54 58V57H53ZM72 58L74 59V57H73V55H72ZM76 58V57H75ZM220 58V57H219ZM226 58V57H225ZM44 59V58H43ZM46 59V58H45ZM51 59V58H50ZM190 59H192L191 57H190ZM206 59H208V58H206ZM52 60H54V59H52ZM212 60V59H211ZM231 59H229V61H230ZM30 61H32V60H30ZM73 61V60H72ZM197 61V59L195 60V62ZM218 61H219V59H218ZM218 61H216L215 62V64H218L219 62ZM76 62V61H75ZM96 62V61H95ZM99 62V61H98ZM213 62V61H212ZM214 63V62H213ZM5 64V63H4ZM72 64V63H71ZM74 64H76V63H74ZM188 64V63H187ZM190 64V63H189ZM197 64V63H196ZM200 64V63H199ZM224 64V63H223ZM232 64H234V63H232ZM151 65V64H150ZM180 65V63L178 64V66ZM211 65V64H210ZM210 65H209V67H210ZM213 65V64H212ZM2 66H3V64H2ZM32 66V65H31ZM37 66V65H36ZM49 66V68H50V66L51 65H48ZM75 66V65H74ZM184 66V65H183ZM229 66V65H228ZM27 67V66H26ZM32 67H34V66H32ZM43 67V66H42ZM56 67V66H55ZM54 67V68H55ZM60 67V66H59ZM76 67V66H75ZM182 67V66H181ZM200 67H201V64H200ZM203 67V66H202ZM201 67V68H202ZM208 67V68H209ZM215 68H214V70H213V73L215 74L217 71H219V69H221V68H219V65H215L214 66ZM227 67V66H226ZM231 67H233V65H231ZM256 67L258 68V67H262V68H264V63H260V62H256ZM43 68H45V67H43ZM42 68V69H43ZM204 68V67H203ZM211 68V67H210ZM224 68H225V66H224ZM243 69H245L246 68V66H244L243 65V67H242ZM33 69V68H32ZM57 69V68H56ZM76 69V68H75ZM80 69V68H79ZM86 69V68H85ZM182 69V68H181ZM184 69H185V66H184ZM183 69V70H184ZM213 69V68H212ZM227 69V68H226ZM238 69V68H237ZM3 70V69H2ZM44 70V69H43ZM66 70V69H65ZM210 70V69H209ZM232 69H230V71H231ZM57 71V70H56ZM76 71V70H75ZM90 71V70H89ZM94 71V70H93ZM182 71V70H181ZM188 71V70H187ZM5 72V73H6ZM45 72H46V70H45ZM77 72V71H76ZM198 72H199V70H198ZM207 72V71H206ZM224 72H225V70H224ZM239 72V71H238ZM237 72V73H238ZM5 73H4V75H5ZM57 73H58V71H57ZM95 73V72H94ZM171 73H173L172 72V70H171ZM197 73V72H196ZM220 72H218V74H219ZM2 74V73H1ZM39 74V73H38ZM42 74H43V71H42ZM52 74V73H51ZM67 74H68V72H67ZM77 74V73H76ZM111 74V73H110ZM156 74V73H155ZM195 74V73H194ZM201 74V73H200ZM213 74V75H214ZM217 74V75H218ZM225 74L226 73H224V74H222L221 73V76L223 77V78H221V81L222 82H224V77H225ZM79 75V74H78ZM93 75V74H92ZM124 75V74H123ZM196 75V74H195ZM208 75V74H207ZM211 75V74H210ZM242 75H244V73L242 74ZM249 75H251L250 73L249 74H247V76L246 75H244V76H246V78H247V80H245V86L247 85V84H249V83H252V78H250V76ZM140 76V75H139ZM174 76H175V74H174ZM181 76V75H180ZM187 76V75H186ZM191 76V75H190ZM197 76H199V75H197ZM227 76H228V74H227ZM230 76V75H229ZM235 76V75H234ZM51 77H52V75H51ZM50 77V78H51ZM69 77V76H68ZM111 77V76H110ZM113 77V76H112ZM175 77H177V76H175ZM182 77V76H181ZM200 77V76H199ZM204 77V76H203ZM207 77V76H206ZM214 77V76H213ZM238 77V76H237ZM241 77H243V76H241ZM240 77V78H241ZM253 77V76H252ZM87 78V77H86ZM93 78H94V76H93ZM184 78H186L185 76H184ZM183 78V79H184ZM219 78V77H218ZM239 77L238 78H236V80H235V78H234V80H235V82H236V84H237V86L240 88V89H243L244 88V82H243V80L245 79V78H243L242 80L240 79ZM68 79V78H67ZM96 79V78H95ZM149 79V78H148ZM155 79H157V78H155ZM186 79H188V78H186ZM203 79V78H202ZM204 79H205V77H204ZM45 80V79H44ZM80 80V79H79ZM92 80H94V79H92ZM152 80H154V79H152ZM207 80V79H206ZM25 81V82H24ZM43 81V80H42ZM50 81H51V79H50ZM68 81V80H67ZM121 81H123V80H121ZM157 81V80H156ZM158 81H160V80H158ZM169 81V80H168ZM201 81V80H200ZM228 81V80H227ZM230 81V80H229ZM256 81V80H255ZM255 81H254V83H255ZM81 82H82V80H81ZM94 82V81H93ZM112 82V81H111ZM154 82H155V80H154ZM167 82V81H166ZM181 82V81H180ZM179 82V83H180ZM217 82H219L218 80H217ZM231 82V81H230ZM50 83V82H49ZM52 83V82H51ZM50 83V84H51ZM79 83V82H78ZM126 83V82H125ZM152 83V82H151ZM179 83H177V85L179 84ZM188 83H190V82H188ZM128 84H130V83H128ZM131 84H133V82L131 83ZM140 84V83H139ZM138 83H137V85H139ZM148 84V83H147ZM155 84H156V82H155ZM184 84H186V83H184ZM201 84V83H200ZM209 84V83H208ZM226 84V83H225ZM229 84V83H228ZM231 84V83H230ZM234 84V83H233ZM256 84H258V83H256ZM96 85H97V83H96ZM153 85V84H152ZM202 85V84H201ZM214 85V84H213ZM263 85V83L261 82V86ZM18 86V85H17ZM30 86H27L28 87V89H30L31 87ZM45 85H43V87H44ZM79 86V85H78ZM110 86H112V85H110ZM129 86V85H128ZM146 86V85H145ZM158 86V85H157ZM161 86V85H160ZM176 86V85H175ZM205 86V85H204ZM207 86V85H206ZM236 86V87H237ZM90 87V86H89ZM88 87V88H89ZM93 87V86H92ZM106 87H107V85H106ZM135 87V86H134ZM139 87H141V86H139ZM173 87V86H172ZM177 87V86H176ZM209 87V86H208ZM213 87V86H212ZM253 87H254V84H253ZM18 88V87H17ZM38 88V87H37ZM58 88V87H57ZM56 88V89H57ZM128 88V87H127ZM136 88V87H135ZM134 88V89H135ZM143 88V87H142ZM161 88H162V86H161ZM171 88V87H170ZM218 89H220L219 87H217ZM216 88V89H217ZM221 88H223V86L221 87ZM44 89H46L45 87L43 88V90ZM76 89V88H75ZM91 89V88H90ZM125 89V88H124ZM155 89V88H154ZM177 89V88H176ZM182 89V88H181ZM187 89V88H186ZM204 89V88H203ZM210 89V88H209ZM224 89H227V88H224ZM235 89V88H234ZM239 89V90H240ZM255 89V88H254ZM253 89V90H254ZM261 89V88H260ZM39 90V89H38ZM49 90H50V88H49ZM52 90V89H51ZM105 90V89H104ZM108 90V89H107ZM130 90V89H129ZM129 90H128V92H126V93H129ZM132 90V89H131ZM156 90H157V88H156ZM164 90V89H163ZM175 89H173V91H174ZM190 90H191V88H190ZM189 90V91H190ZM205 90V89H204ZM223 90V89H222ZM222 90H220L221 92H222ZM236 90H238V89H236ZM250 90V92H251V89H249ZM262 90V89H261ZM54 91V90H53ZM53 91H51V92H53ZM64 91V90H63ZM68 91V90H67ZM111 91H112V89H111ZM110 90H109V93L111 92ZM115 91V90H114ZM134 91V90H133ZM142 92V89L141 90H139V92ZM144 91V90H143ZM149 91H150V89H149ZM47 92V91H46ZM56 92V91H55ZM54 92V93H55ZM92 92H93V90H92ZM106 92H108V91H106ZM113 92V91H112ZM111 92V93H112ZM130 92H132V91H130ZM136 92V91H135ZM211 92V91H210ZM249 92V93H250ZM86 93H87V91H86ZM162 93V92H161ZM187 93V92H186ZM193 93V92H192ZM203 93V92H202ZM212 93V92H211ZM216 93V92H215ZM236 93V92H235ZM244 93H245V91H244ZM252 93V92H251ZM250 93V94H251ZM20 94V93H19ZM26 94V93H25ZM29 94V93H28ZM83 94H84V92H83ZM88 95H89V93H87ZM118 94V93H117ZM133 94H134V92H133ZM152 94V93H151ZM153 94H155L154 92H153ZM160 94V93H159ZM207 94H210V93H207ZM220 94V97L221 96H223L224 95V101L223 100H220L221 101V105L222 106H224V107H226V109H224L225 110V112L226 113H229L230 111H232L234 108V106L236 105V108L238 109V108H241V106H242V102H241V99H239L238 97L236 98V97H233V95H232V90H231V85H229V88L224 92V93H219ZM234 94V93H233ZM238 94V93H237ZM242 94V93H241ZM23 95V94H22ZM49 95H51V93L49 94ZM93 95V94H92ZM97 95V94H96ZM105 95L106 94H104V98H105ZM120 95V94H119ZM118 95V96H119ZM135 95V94H134ZM173 95V94H172ZM213 95H214V93H213ZM243 95V94H242ZM257 95V94H256ZM17 96V95H16ZM98 96H99V94H98ZM97 96V97H98ZM111 96H113V94L111 95ZM131 96V95H130ZM147 96H148V94H147ZM166 96H168V95H166ZM180 96V95H179ZM215 96V95H214ZM239 96H241V95H239ZM244 96V95H243ZM13 97H14V95H13ZM19 97V96H18ZM42 97H43V95H42ZM93 97H94V95H93ZM96 97V98H97ZM151 97V96H150ZM150 97H148L149 99H150ZM155 97V96H154ZM159 97V96H158ZM160 97H161V95H160ZM182 97V96H181ZM185 97V96H184ZM183 97V98H184ZM195 97V96H194ZM193 97V98H194ZM198 97H199V95H198ZM230 97H233V98H230ZM23 98V97H22ZM47 98V97H46ZM48 98H51V96L50 97H48ZM81 98V97H80ZM108 98V97H107ZM106 98V99H107ZM112 98V97H111ZM110 97L108 98V99H111ZM124 98V97H123ZM129 98V97H128ZM134 98V97H133ZM140 98V97H139ZM246 98V97H245ZM52 100H53V97L51 98ZM90 99V98H89ZM103 99V98H102ZM117 99H119L118 97H117ZM162 99V98H161ZM169 99V98H168ZM195 99H196V97H195ZM208 99V98H207ZM210 99H212V98H210ZM214 99L216 100V98H214L213 97V101H214ZM221 99H222V97H221ZM15 100H16V98H15ZM18 100H19V98H18ZM23 100V99H22ZM42 100H43V98H42ZM41 100V101H42ZM48 100V99H47ZM46 100V101H47ZM51 100V101H52ZM71 100V99H70ZM83 100V99H82ZM87 100V99H86ZM85 100V101H86ZM96 100V99H95ZM104 100V102H105V99H103ZM129 100V99H128ZM131 100H132V98H131ZM140 100H141V98H140ZM190 100H192V99H190ZM243 100V99H242ZM40 101V102H41ZM72 101V100H71ZM90 101H91V99H90ZM102 101V100H101ZM139 101V100H138ZM149 101V100H148ZM155 101V100H154ZM176 101V100H175ZM182 101V100H181ZM194 101V100H193ZM249 101H250V104H249V106H250V108L251 107H253L254 108V111L255 112H258V114H259V118L258 119H256V120H253L252 122L250 121V120H248V116L246 115V114H248V113H246V114H244L245 115V118H246V120H243L242 121V126L244 125V130L243 129H241L242 130V132L244 131V133H243V135H240V133L238 134V133H235L234 134V137L233 138H227L226 136H224V131L226 130H224L223 132H222V135L221 136H218L217 135V133H216V129L215 128H213L209 133H208V137H207V139L205 140V142L206 143H208V146L209 147H211L212 145H213V147H214V150L216 151L215 152V154L213 155V157L211 156V157H209V158H202V157H200L198 154H195L194 153V150H193V153L195 154V156H194V158L196 159V162H197V171H201V173L202 174H204V176H208V182H210V186H208L207 188H209V189H199L198 190V192L200 193L199 194V196H198V203L199 204H197V202H196V200L194 201V202H196V204L197 205H195L196 207H198V217H197V219L195 220V221H188L187 223L185 222V224L184 225H179L180 223L179 222H181V220H182V218L183 217H181V216H178L177 214H176V212L174 213V212H172L171 213V219L172 220H170V221H173V223L174 222H176V223H178V225L179 226H172L173 227V231H171V233H169V234H172V232L174 233L173 234V237H175L176 236V233L178 232V231H182V233L184 234L185 232H187L188 231V233H190L187 237H185L186 238V241L184 242V243H182V245L179 247V248H175L174 247V245L175 244H177V243H169L168 244V242H167V245L166 246H161L160 244H159V242H158V240H157V242H156V239H155V237H154V240H155V242L159 245H157L154 241H150V240H147L146 238L147 237H145V235H143L142 234V232H141V235H142V237H140V238H135V239H132L131 240V242H129L128 244L130 245H134V244H136V246L135 247H137V253H138V251H141L142 253L139 255V256H137V257H134L132 254V256L131 257H129L130 259H132L133 257L137 260L136 261V264H264V93L262 94V95H260L258 98H256V97H249ZM255 101V102H254ZM31 102V101H30ZM64 102V101H63ZM83 102H84V100H83ZM82 102V104H84ZM87 102H88V100H87ZM124 102V101H123ZM135 102V101H134ZM185 102V101H184ZM197 102V101H196ZM199 102V101H198ZM43 103V102H42ZM48 102H46V104H47ZM51 104L53 103V102H50ZM49 103V104H50ZM70 103V102H69ZM102 103V102H101ZM106 103H107V101H106ZM109 103V102H108ZM122 103V102H121ZM138 103V102H137ZM136 103V104H137ZM141 103V102H140ZM155 103V102H154ZM158 103V102H157ZM173 103H175V102H173ZM176 103H177V101H176ZM175 103V104H176ZM189 103V102H188ZM209 103H210V101H209ZM33 104V103H32ZM45 104V103H44ZM43 104V105H44ZM72 104V103H71ZM88 105H92L91 103L89 104V102L87 103ZM104 104V103H103ZM127 104V103H126ZM125 104V105H126ZM131 104V103H130ZM129 104V105H130ZM143 104V103H142ZM156 104V103H155ZM178 104V103H177ZM176 104V105H177ZM211 105V107L214 105L213 103H210ZM246 104H247V102H246ZM17 105H19L18 103H17ZM34 105V104H33ZM42 105V104H41ZM42 105V106H43ZM48 105V104H47ZM86 105V104H85ZM109 105V104H108ZM107 105V106H108ZM46 106V105H45ZM44 106V107H45ZM49 106V105H48ZM47 106V107H48ZM51 106V105H50ZM63 106H64V104H63ZM66 106V105H65ZM68 106H70V105H68ZM84 106V105H83ZM105 106V105H104ZM103 106V107H104ZM111 106V105H110ZM133 106V105H132ZM159 106V105H158ZM18 107H20V106H18ZM36 107V106H35ZM47 107H46V110H47ZM91 107V106H90ZM116 107V106H115ZM119 107H122V106H119ZM134 107V106H133ZM156 107V106H155ZM177 107V106H176ZM194 107V106H193ZM200 107V106H199ZM217 107V106H216ZM53 108V107H52ZM64 108V107H63ZM68 107H66V109H67ZM83 108V107H82ZM98 108V107H97ZM105 108H107V107H105ZM113 108V107H112ZM129 108V107H128ZM138 108V107H137ZM159 108V107H158ZM207 109V107H204V109ZM49 109V108H48ZM87 109V108H86ZM109 109H111V108H109ZM124 109V108H123ZM133 109V108H132ZM210 110H211V108H209ZM245 109V108H244ZM37 110H39L38 108H37ZM43 110V109H42ZM63 110V109H62ZM78 110V109H77ZM103 110V109H102ZM101 110V111H102ZM127 110V109H126ZM129 110V109H128ZM145 110H146V108H145ZM149 110V109H148ZM178 110V109H177ZM185 110V109H184ZM192 110V109H191ZM209 110V111H210ZM227 110V111H226ZM67 111H68V109H67ZM67 111H66V113H67ZM98 112H99V110H97ZM106 111H107V109H106ZM120 111V110H119ZM131 111V110H130ZM235 111V110H234ZM249 111V110H248ZM252 111V110H251ZM250 111V112H251ZM45 112V111H44ZM64 112V111H63ZM85 112V111H84ZM87 112V111H86ZM98 112H96V113H98ZM117 112V111H116ZM122 112V111H121ZM124 112V111H123ZM138 112V111H137ZM146 113H147V111H145ZM148 112H150L151 113V111L149 110ZM160 112V111H159ZM174 112V111H173ZM172 112V113H173ZM196 112V111H195ZM195 112H194V114H195ZM202 112V111H201ZM212 112H214V111H212ZM237 112V111H236ZM245 112H247V111H245ZM49 113V112H48ZM56 113V112H55ZM75 113H77V111L75 112ZM79 113H80V111H79ZM87 113H89V112H87ZM100 113V112H99ZM98 113V114H99ZM171 113V114H172ZM175 113V112H174ZM188 113V112H187ZM206 113H207V111H206ZM215 113H216V110H215ZM252 113H254V112H252ZM45 114H46V116L48 115L46 112H45ZM52 114V113H51ZM50 114V115H51ZM59 114V113H58ZM64 115H65V113H63ZM104 114V113H103ZM105 114H107V113H105ZM126 114V113H125ZM158 114V113H157ZM157 114H156V116H157ZM181 114V113H180ZM193 114V113H192ZM235 114V113H234ZM74 115V114H73ZM75 115H77V114H75ZM100 115H101V113H100ZM99 115V116H100ZM161 115V114H160ZM237 115H239V113L237 114ZM242 115V114H241ZM38 116H39V114H38ZM81 116V115H80ZM88 116H89V114H88ZM87 116V117H88ZM92 116H95V113H94V115L92 114ZM119 116V115H118ZM126 116H127V114H126ZM125 116V117H126ZM147 116V115H146ZM175 116V115H174ZM173 116V117H174ZM184 116V115H183ZM195 116V115H194ZM215 116V115H214ZM236 116V115H235ZM243 116V115H242ZM241 116V117H242ZM50 117H52V116H50ZM49 117V118H50ZM73 117V116H72ZM77 117H79V116H77ZM120 117V116H119ZM211 117V119H212V117L213 116H210ZM224 117H226V116H224ZM233 117H234V115H233ZM240 117V116H239ZM53 118V117H52ZM61 118V117H60ZM75 118V117H74ZM89 118H91V117H89ZM96 118H97V116H96ZM107 117H105V119H106ZM127 118V117H126ZM136 118V117H135ZM158 118V117H157ZM179 118H181V117H179ZM186 118V117H185ZM195 118V117H194ZM200 118H202V117H200ZM205 118V117H204ZM202 119V120H205V119ZM206 118H208V117H206ZM250 118H251V116H250ZM31 119H32V121H33V118L31 117ZM37 119H38V117H37ZM46 119V118H45ZM76 119V118H75ZM81 119V118H80ZM95 119V118H94ZM104 119V118H103ZM102 118H101V122L100 123H102L103 120ZM113 119V118H112ZM120 119V118H119ZM125 119V118H124ZM142 119V118H141ZM145 119V118H144ZM160 119V118H159ZM158 119V120H159ZM216 119V118H215ZM240 119V118H239ZM53 120V122L55 121L54 119H52ZM58 120H59V118H58ZM65 120V119H64ZM107 120H109V119H107ZM111 120V119H110ZM116 120V119H115ZM118 120V119H117ZM116 120V121H117ZM126 120V119H125ZM135 120V119H134ZM154 120V119H153ZM152 120V121H153ZM157 119L155 120V121H158ZM176 120H177V118H176ZM191 120V119H190ZM217 120V119H216ZM234 120V119H233ZM232 120V121H233ZM40 121V120H39ZM47 121H49L50 123H51V121L50 120H48L47 119ZM60 121V120H59ZM70 121V120H69ZM76 121V120H75ZM82 121V120H81ZM94 122H95V120H93ZM93 121H92V123H93ZM155 121H154V123H155ZM168 121V120H167ZM184 121V120H183ZM189 121V120H188ZM198 121V120H197ZM219 121V120H218ZM225 121V120H224ZM237 121V120H236ZM241 121V120H240ZM37 122H38V120H37ZM48 122V123H49ZM52 122V123H53ZM104 122H106V121H104ZM103 122V123H104ZM124 122V121H123ZM164 122V121H163ZM181 122V120L179 121V123ZM200 122V121H199ZM207 122V121H206ZM210 122V121H209ZM211 122H214V121H211ZM16 123V127L14 128V124ZM29 123V122H28ZM31 123V122H30ZM29 123V124H30ZM33 123H35V122H33ZM33 123H31V125L33 124ZM45 123V122H44ZM58 123V122H57ZM61 123V122H60ZM82 123V122H81ZM84 123V122H83ZM82 123V124H83ZM119 123H120V121H119ZM201 123V122H200ZM217 123V122H216ZM218 123H220V122H218ZM238 123V122H237ZM28 124V125H29ZM41 124H43V123H41ZM77 124H78V122H77ZM109 124V123H108ZM121 124V128H122V123H120ZM146 124V123H145ZM181 124H183L182 122H181ZM185 124H187V123H185ZM191 124V123H190ZM231 126H234V122H230L229 123ZM46 125H49V124H46ZM52 125V124H51ZM56 126H57V124H55ZM100 125V124H99ZM105 124H103V126H104ZM131 125V124H130ZM134 125V124H133ZM174 125V124H173ZM177 125H178V123H177ZM188 125V124H187ZM197 125V124H196ZM237 125V124H236ZM13 126V127H12ZM33 126V130H34V128L35 127H37V126H40V125H32ZM35 126V127H34ZM45 126V125H44ZM50 126V125H49ZM54 126V125H53ZM59 126V125H58ZM61 126V125H60ZM59 126V127H60ZM84 126V125H83ZM100 126H102V125H100ZM106 126V125H105ZM160 126V125H159ZM165 126V125H164ZM195 126V125H194ZM202 126V125H201ZM227 126V125H226ZM31 127V126H30ZM42 127V126H41ZM45 127H48V126H45ZM117 127V126H116ZM143 127H144V125H143ZM146 127V126H145ZM155 127V126H154ZM170 127V126H169ZM173 127V126H172ZM193 127V126H192ZM221 127H222V125H221ZM49 128V127H48ZM48 128H46V129H48ZM67 128H68V126H67ZM84 127H82V130H84L83 129ZM105 128V127H104ZM107 128V127H106ZM106 128L105 129H103V130H106ZM140 128H141V126H140ZM206 128V127H205ZM226 128V127H225ZM239 128V127H238ZM237 128V129H238ZM15 131H14V130ZM39 129V128H38ZM41 129V128H40ZM45 129V128H44ZM45 129V130H46ZM61 129V128H60ZM99 129V128H98ZM139 129V128H138ZM143 129V128H142ZM154 129V128H153ZM156 129V128H155ZM155 129H154V131H155ZM176 129H177V126L175 125L173 128H172V130H175L176 131ZM37 130V129H36ZM36 130L35 131H33V133L31 134L32 136H34V134H36L37 132H36ZM45 130H41L43 133H47V138L48 139H50L51 137H53V140H50L49 141V143H46V146L48 145V151L50 152V154L49 155H51V157L54 155V154H57V155H59V157L57 158V160L56 161H54V162H52V165L55 167V169L54 170H56V168H57V166L59 165H64L65 164V166L63 167V168H67L66 167V162H67V159L69 158V157H67V155L68 154H71V152H73V151H71L70 152V150H71V148H70V146H69V143H65L64 142V136H65V133H64V131H61L60 133H54L53 134V132H52V130L54 131V129H51V131L49 130V131H45ZM57 130V129H56ZM58 130H59V128H58ZM57 130V131H58ZM135 130V129H134ZM133 130V131H134ZM161 130V129H160ZM178 130V129H177ZM186 130V129H185ZM195 130V129H194ZM205 130V129H204ZM208 130V129H207ZM93 131V130H92ZM107 131V130H106ZM118 131V130H117ZM182 131V130H181ZM231 131V130H230ZM237 131V130H236ZM39 132V131H38ZM59 132V131H58ZM73 132H74V129H73ZM88 132V131H87ZM94 132V131H93ZM122 132V131H121ZM143 132H145L146 133V131H142V133ZM151 132V131H150ZM177 132V131H176ZM179 132H180V130H179ZM187 132V131H186ZM226 132H227V130H226ZM233 132V131H232ZM238 132V131H237ZM41 133V132H40ZM66 133H68V132H66ZM70 133V132H69ZM81 133V132H80ZM102 133V128H101V132H100V134ZM106 133V132H105ZM110 133H112V132H110ZM129 133V132H128ZM127 132H126V135L128 134ZM131 133H133L132 131H131ZM163 133H166V132H163ZM175 133V132H174ZM192 133V132H191ZM228 133H230L229 132V130H228ZM7 134V135H6ZM30 134H29V137H30ZM38 134V133H37ZM36 134V135H37ZM74 134V133H73ZM72 134V135H73ZM91 134V133H90ZM92 134H94V133H92ZM91 134V135H92ZM109 134V133H108ZM123 134V133H122ZM182 134V133H181ZM186 134H188V133H186ZM185 134V135H186ZM204 134V131L202 130V129H199L198 131H197V134L196 135H199L198 136V141H199V139H202V141L200 142V144H203V141H204V139H203V137H202V135ZM54 135V136H53ZM90 135V136H91ZM103 135V134H102ZM115 135V134H114ZM113 135V136H114ZM126 135H123V137L122 138H126ZM135 135V134H134ZM140 135H141V133H140ZM139 135V136H140ZM148 135H151V134H148ZM177 135V134H176ZM193 135V134H192ZM31 136V137H32ZM42 136V135H41ZM41 136H38V138L39 137H41ZM45 136V135H44ZM69 135H67V137H68ZM111 136V135H110ZM118 136V135H117ZM142 136V135H141ZM179 136H180V134H179ZM184 136V135H183ZM188 136V135H187ZM232 136H233V134H232ZM241 136V137H240ZM70 137V140L72 139V137H71V135L69 136ZM93 137V136H92ZM108 137H109V135H108ZM6 138V139H5ZM42 138V140H43V138H45V137H41ZM46 138V139H47ZM91 138V137H90ZM94 138H95V136H94ZM102 138H103V136H102ZM106 138V137H105ZM115 138H117V137H115ZM115 138H114V140H115ZM118 138H120V137H118ZM132 138H134L133 136H132ZM137 138V137H136ZM140 138V137H139ZM165 138V140H166V137H164ZM47 139V140H48ZM93 139V138H92ZM96 139H98V138H96ZM110 139V138H109ZM141 139V138H140ZM172 139V138H171ZM242 139V140H241ZM42 140H40V141H42ZM72 140H74V139H72ZM71 140V141H72ZM76 140V139H75ZM100 140V139H99ZM105 140H108V139H105ZM130 140H131V138H130ZM147 140V139H146ZM149 140V139H148ZM162 140V139H161ZM191 140H192V138H191ZM193 140H194V138H193ZM196 140V139H195ZM37 141H38V139H37ZM92 142H93V140H91ZM110 141H112V138L110 139ZM134 141V140H133ZM132 141V142H133ZM154 141H156L155 140V138H154ZM167 141V140H166ZM170 141V140H169ZM180 141V140H179ZM198 141H196L195 143H197ZM99 143H100V141H98ZM108 143H109V140L107 141ZM116 142V141H115ZM118 142V141H117ZM125 142V141H124ZM131 142V143H132ZM153 142V141H152ZM152 142H150V143H152ZM161 142V141H160ZM171 142V141H170ZM182 142V141H181ZM191 141H189V143H190ZM43 143H45V140H44V142ZM72 143V142H71ZM74 143V142H73ZM99 143H97V141H96V144H98L99 145ZM111 143H113V141L111 142ZM123 143V142H122ZM127 143V142H126ZM136 143V142H135ZM187 143V142H186ZM188 143V144H189ZM194 143V144H195ZM95 144V145H96ZM103 144V143H102ZM140 144V143H139ZM156 144H158L157 142H156ZM200 144H198L199 145V150H201L200 148L202 147ZM40 145V146H39ZM73 145V144H72ZM74 145H75V143H74ZM91 145H92V143H91ZM90 145V146H91ZM94 145V144H93ZM93 146L94 148L96 147V146ZM97 145V146H98ZM101 145V144H100ZM105 145H106V143H105ZM104 145V146H105ZM119 145V144H118ZM125 145H127V144H125ZM135 145V144H134ZM137 145V144H136ZM152 145V144H151ZM180 145H182V144H180ZM16 146H17V148H16ZM64 146H65V150H64ZM103 146V147H104ZM124 145H122V147H123ZM157 146V145H156ZM162 146V145H161ZM173 146V145H172ZM171 146V147H172ZM191 146H192V144H191ZM194 146V145H193ZM201 146V147H200ZM242 146V147H241ZM74 147V146H73ZM80 147V146H79ZM88 147H89V145H88ZM102 147V146H101ZM113 147H115V146H113ZM125 147H127V146H125ZM125 147H123V148H125ZM129 147V146H128ZM163 147V146H162ZM212 147V148H213ZM241 147V151H243L244 153H246L247 155H249V152L248 151H257L258 153H259V155H260V159L259 160H257V168L255 167V166H252L253 168H256V170L253 172V171H237V169L239 168V169H241V161H239L234 155L230 158V154L231 153H235V155H236V153H238L239 154V152H241V151H236V149L237 148H240ZM70 148V149H69ZM76 148V147H75ZM91 148V147H90ZM97 148V147H96ZM95 148V149H96ZM98 148H100V146L98 147ZM111 148V147H110ZM143 148V147H142ZM172 148H174V147H172ZM176 148H177V146H176ZM195 148V147H194ZM42 149V150H41ZM46 149V151H47V148H45ZM45 149H44V154L46 153V151H45ZM87 149V148H86ZM108 149H109V147H108ZM136 149V148H135ZM166 149V148H165ZM196 149V148H195ZM197 149V150H198ZM210 149V148H209ZM77 150V149H76ZM76 150L74 149V151H75V153H77L76 152ZM90 150V149H89ZM105 150H107L106 148H105ZM112 150H114V148H112ZM112 150H111V152H112ZM118 148H117V150L115 149V152H116V154H117V152H118ZM128 150H130V149H128ZM132 150H133V148H132ZM131 150V151H132ZM138 150V149H137ZM136 150V151H137ZM168 150V149H167ZM188 150H189V148H188ZM197 150H196V152H197ZM206 150V149H205ZM218 150H220L219 152H218ZM39 151H41L40 153H39ZM47 151V152H48ZM90 151H92V150H90ZM121 151V150H120ZM144 151V149L142 150V152ZM202 151V150H201ZM70 152V153H69ZM106 152V151H105ZM141 152V153H142ZM146 152H148V151H146ZM152 152V151H151ZM192 152V151H191ZM242 152V153H243ZM74 153V152H73ZM75 153H74V155H75ZM86 152H84V154H85ZM87 153H88V151H87ZM90 153H92V152H90ZM99 153V152H98ZM102 153V152H101ZM112 153H114V152H112ZM111 153V154H112ZM121 153V152H120ZM123 153V152H122ZM128 152H126V154H127ZM139 153H140V151H139ZM144 153V152H143ZM168 153V152H167ZM174 153V152H173ZM200 153V152H199ZM250 153H255V152H250ZM78 154V153H77ZM76 154V155H77ZM94 154V153H93ZM107 154V153H106ZM115 154V155H116ZM153 154V153H152ZM203 154V153H202ZM10 155V156H11ZM56 155V156H57ZM123 155H124V153H123ZM128 155H130L131 156V154H128ZM251 155H254V154H251ZM14 156V157H15ZM78 156V158H79V156L80 155H77ZM76 156V157H77ZM87 156V155H86ZM88 156H89V153H88ZM88 156H87V159H90V157L88 158ZM93 158H94V156L96 157L97 155H96V153H95V155L93 156V155H91ZM104 156V155H103ZM106 156V155H105ZM111 156H113V155H111ZM122 156V155H121ZM129 156V157H130ZM139 156V155H138ZM144 156V155H143ZM255 156V155H254ZM35 157V156H34ZM46 158H47V156H45ZM44 157V159L46 160V158ZM82 157V156H81ZM83 157H85V156H83ZM82 157V158H83ZM98 157V156H97ZM109 157V156H108ZM114 157V156H113ZM113 157H111V159H113ZM117 157H118V155H117ZM148 157V156H147ZM1 158V157H0ZM5 158V157H4ZM33 158V157H32ZM42 158V157H41ZM75 158V157H74ZM86 158V157H85ZM123 158V161H125L124 160V157H122ZM131 158V157H130ZM150 158V157H149ZM257 158H258V156H257ZM256 158V159H257ZM6 159V158H5ZM43 159V158H42ZM43 159V160H44ZM77 159V158H76ZM108 159V158H107ZM109 159H110V157H109ZM114 159H116V157L114 158ZM127 159V158H126ZM164 159V158H163ZM162 159V160H163ZM3 158H2V162H3ZM7 160V159H6ZM16 160V159H15ZM21 160V159H20ZM20 160L19 161H17V162H20ZM23 160V159H22ZM33 160H34V158H33ZM32 160V161H33ZM35 160H36V158H35ZM83 160H84V158H83ZM121 160V159H120ZM119 160V161H120ZM140 160H142V159H140ZM140 160H139V163H140ZM167 160V159H166ZM0 161H1V159H0ZM77 161H78V159H77ZM85 161V160H84ZM94 161V159H92V162ZM113 161V163H114V160H112ZM128 161V160H127ZM134 161V160H133ZM143 161V160H142ZM239 161V162H238ZM245 161H247V160H245ZM253 161L254 162H256L254 159H253ZM2 162L0 163V165L2 164ZM7 162V161H6ZM5 162V164H7ZM11 162V161H10ZM15 162V161H14ZM23 162H27V161H21V163H23ZM33 162H35V161H33ZM44 162H47V160L46 161H44ZM49 162H50V160H49ZM95 162V161H94ZM135 162V161H134ZM215 162H217V164L215 165ZM247 162H249V161H247ZM247 162L245 163H242L243 165H245V166H247L250 162H251V160H250V162L247 164ZM12 163V162H11ZM20 163V164H21ZM28 163V162H27ZM78 163V162H77ZM83 163V162H82ZM117 163H119V162H117ZM132 163V162H131ZM137 163V162H136ZM135 163V164H136ZM159 163L160 162H158V165H159ZM18 164V163H17ZM37 164V163H36ZM41 164V163H40ZM45 164H47V163H45ZM92 164V163H91ZM90 164V165H91ZM108 164V163H107ZM255 164V163H254ZM13 165H14V163H13ZM19 165V164H18ZM34 165V164H33ZM42 165H43V161H42ZM57 165V166H56ZM79 165H80V163H79ZM82 165V164H81ZM80 165V166H81ZM93 165V164H92ZM94 165H95V163H94ZM140 165H143V163L142 164H140ZM145 165V164H144ZM144 165L142 166V168L144 167ZM155 165L156 164H154V166H153V168H154V170H155ZM179 165H180V163H179ZM252 165V164H251ZM251 165H249V167H251ZM7 166V165H6ZM11 166V165H10ZM17 166V165H16ZM25 166V165H24ZM28 166H29V164H28ZM37 166H38V164H37ZM47 166V165H46ZM51 166V165H50ZM89 165H87V163H86V165H85V168L86 167H88ZM101 166V165H100ZM99 166V167H100ZM108 166V165H107ZM117 166H120V165H117ZM129 166V165H128ZM132 166V165H131ZM130 166V167H131ZM1 167H2V165H1ZM5 167V166H4ZM3 167V168H4ZM23 167V166H22ZM92 167V166H91ZM103 166H101V168H102ZM111 167V166H110ZM113 167V166H112ZM111 167V168H112ZM127 167V166H126ZM138 166H136V168H137ZM150 167V166H149ZM210 167V168H209ZM225 167H227L228 169H232L233 171H232V175L231 176H229V177H226L225 175H223V173L225 172L224 170H222V169H224ZM248 167V168H249ZM251 167V168H252ZM6 168V167H5ZM12 167H10V169H11ZM35 168V167H34ZM38 168V167H37ZM45 168V167H44ZM47 168V167H46ZM70 168L71 167H69V168H67V169H69L70 170ZM83 168V167H82ZM84 168V170H86ZM89 168V167H88ZM96 168H97V166H96ZM100 168V169H101ZM129 168V167H128ZM151 168V167H150ZM10 169H9V171H10ZM15 169H16V167H15ZM29 169V168H28ZM42 168H41V166H40V170H41ZM59 169H61L60 167H59ZM99 169V170H100ZM113 169V168H112ZM132 169V168H131ZM135 169V168H134ZM138 169H141L140 167L138 168ZM161 169V168H160ZM177 169V168H176ZM212 169H215L216 171H214L215 173H210V171H212ZM243 169V168H242ZM241 169V170H242ZM250 169V168H249ZM6 170V169H5ZM7 170H8V168H7ZM6 170V171H7ZM35 170V169H34ZM33 170V171H34ZM45 170V169H44ZM51 170V169H50ZM62 170V172H63V170H65L66 172L68 171V170H66V169H61ZM84 170H83V172H84ZM93 170V169H92ZM108 170V169H107ZM117 170H119V169H117ZM136 170V169H135ZM153 170V171H154ZM178 170V169H177ZM236 170V171H235ZM252 170V169H251ZM5 171V172H6ZM17 171H18V169H17ZM46 171H47V169H46ZM53 171V170H52ZM65 171H64V173H65ZM87 171V170H86ZM94 171H96L95 169H94ZM102 171V170H101ZM109 171H110V168H109ZM108 171V172H109ZM115 171V170H114ZM124 170H122V172H123ZM144 171V170H143ZM148 171V170H147ZM160 171H162V170H160ZM3 172V174H4V171H2ZM24 172H25V170H24ZM26 172H29V171H26ZM59 172V171H58ZM61 172V173H62ZM100 172V171H99ZM103 172V171H102ZM102 172H100V173H102ZM106 172V171H105ZM126 172H127V170H126ZM135 172V171H134ZM139 172H140V170H139ZM152 171H150V173H151ZM163 172V171H162ZM230 172V171H229ZM7 173H9L8 171H7ZM11 173V172H10ZM9 173V174H10ZM21 173V172H20ZM30 176H31V178H32V172H31V170H30ZM49 173H50V171H49ZM55 174L57 173L56 171L54 172ZM54 173H52V175L54 174ZM79 173V172H78ZM104 173V172H103ZM117 173H118V175H119V173H121V169H120V171H117ZM125 172H123V174H124ZM137 173V172H136ZM144 173V172H143ZM186 173V172H185ZM0 174H1V172H0ZM15 174H16V172H15ZM14 174V175H15ZM68 174V173H67ZM67 174H65L66 176H69V175H67ZM72 174H73V170H71V176H72ZM84 174V173H83ZM82 174V175H83ZM92 175L93 173L92 172H90L88 175ZM96 174V173H95ZM107 174V176H108V173H106ZM112 174V173H111ZM134 175H135V173H133ZM140 174H141V172H140ZM139 174V175H140ZM147 174V176H148V174L149 173H146ZM172 174V173H171ZM190 174V173H189ZM8 175V174H7ZM6 175V176H7ZM17 175V174H16ZM36 175H38V173L36 174ZM85 175V174H84ZM97 175V174H96ZM125 175H126V173H125ZM138 175V174H137ZM155 175V174H154ZM217 175H222L221 176V180L220 181H217V179H218V177H216ZM42 176V175H41ZM59 176V175H58ZM86 176V175H85ZM84 176V177H85ZM98 176V175H97ZM105 176V175H104ZM144 176H145V174H144ZM177 176V175H176ZM9 177V176H8ZM24 177V176H23ZM35 177V176H34ZM43 177V176H42ZM53 177H54V175H53ZM56 177V176H55ZM70 177V176H69ZM68 177V178H69ZM73 177V176H72ZM89 177H93V175L92 176H89ZM115 177V176H114ZM154 177V176H153ZM168 178V176H165V178ZM16 178V177H15ZM30 178V179H31ZM39 178V177H38ZM63 180L62 181H64V184L66 183V181H65V177H61ZM71 178V177H70ZM86 178V177H85ZM85 178H84V180H85ZM96 178V177H95ZM139 178V177H138ZM140 178L142 179V176H140ZM139 178V179H140ZM152 179V177H149V179ZM155 178V177H154ZM195 178V177H194ZM201 178V177H200ZM23 179V178H22ZM35 179V178H34ZM52 180H53V178H51ZM57 179V178H56ZM91 178H89V181H94L95 182V179L94 180H90ZM93 179V178H92ZM103 179V178H102ZM108 179H110V178H108ZM115 179V178H114ZM119 179V177L117 178V180ZM121 179H127L126 178V176H124L123 178H121ZM138 179V180H139ZM144 179H146V177L144 178ZM148 179V180H149ZM162 179V178H161ZM172 179H175L173 176H172ZM171 179V180H172ZM178 179V178H177ZM193 179V178H192ZM196 179V178H195ZM194 179V180H195ZM203 179V178H202ZM2 180V179H1ZM39 179H37V181H38ZM41 180V179H40ZM43 180V179H42ZM59 180V179H58ZM61 180V179H60ZM67 180V179H66ZM87 180V179H86ZM86 180H85V183H83V184H86V185H84V186H88L87 185V182H86ZM137 180V181H138ZM148 180L147 181H145V183L146 182H148ZM154 180V179H153ZM153 180H152V183H153ZM159 180H160V178H159ZM163 180V179H162ZM161 180V181H162ZM179 182H178V184H179V188H178V190L179 189H182V190H190V189H192V184H193V182L190 180V178H189V176L187 175V174H182V175H180L179 176ZM14 181V180H13ZM12 181V182H13ZM30 181V180H29ZM31 181H32V179H31ZM33 181H35V180H33ZM70 181V180H69ZM68 181V182H69ZM71 181H72V179H71ZM88 181V180H87ZM101 181H103V180H101ZM104 181L106 182V180L104 179ZM115 181V180H114ZM133 181H134V179H133ZM141 181V180H140ZM204 181V180H203ZM6 182L8 183V181L6 180ZM16 182H19L18 180L16 181ZM45 182H47V181H45ZM61 182V181H60ZM76 182V181H75ZM97 182V181H96ZM98 182H99V180H98ZM109 182V184L108 185H110V181H108ZM124 182H126L125 180H124ZM130 182V181H129ZM128 182V183H129ZM135 182H136V180H135ZM149 182H150V180H149ZM205 182V181H204ZM2 183V182H1ZM14 183V182H13ZM40 183V182H39ZM50 183V182H49ZM59 183V182H58ZM81 183V182H80ZM92 183V182H91ZM103 183V182H102ZM101 183V184H102ZM107 183V182H106ZM134 183V182H133ZM141 183H142V181H141ZM141 183L139 182V184H140V186H138L137 187V189H139V188H141ZM22 184H23V181H22ZM28 184H29V182H28ZM38 184V183H37ZM56 184V183H55ZM63 184V183H62ZM90 184V183H89ZM100 184V182L98 183V185ZM100 184V185H101ZM104 184V183H103ZM102 184V185H103ZM112 184V183H111ZM138 184V185H139ZM194 184H196V183H194ZM1 185V184H0ZM30 185V184H29ZM34 185H35V183H34ZM59 185H60V183H59ZM58 185V186H59ZM66 185H68L67 183H66ZM91 185V184H90ZM89 185V187H90V189H91V186ZM94 185H95V183H93V187H94ZM101 185V187H103ZM105 185V184H104ZM131 185H132V182H131ZM149 185V184H148ZM147 185V186H148ZM27 186V185H26ZM37 185H35V187H36ZM53 186V185H52ZM57 186V185H56ZM58 186L57 187H55V188H57V189H60V191L58 190L57 192H56V190L55 189H53L57 194H59V197L61 198L62 197V199L64 198L63 197V194H65V190L63 189V191L61 190V188H58ZM61 186V185H60ZM59 186V187H60ZM63 186V185H62ZM73 186H78V185H73ZM83 186V187H84ZM113 186L115 187V189H117V190H119L118 189V187L117 186H115L114 184H113ZM112 186V187H113ZM136 186V185H135ZM157 186V185H156ZM195 186H197L198 187V185L196 184ZM195 186H193V187H195ZM2 187H3V185H2ZM16 184H12V183H10V184H8L7 185V191L9 192V193H11L13 190H16ZM41 187V186H40ZM66 186H64L63 188H65ZM81 187H82V185H81ZM81 187H79V188H81ZM88 187V188H89ZM99 187V186H98ZM117 187V188H116ZM123 184H122V186L120 187L121 189H124L125 187V189L127 190V184H126V186L125 187H123ZM132 187V186H131ZM143 187H144V189L145 190H147V188H145L146 186L145 185H143ZM20 188V187H19ZM30 188V187H29ZM46 188V187H45ZM53 188V187H52ZM67 188V187H66ZM68 188H70V187H68ZM78 188V187H77ZM85 188V187H84ZM134 188V187H133ZM27 189V191H28V188L27 187H25V189L24 190H26ZM41 189H43V188H41ZM75 189V188H74ZM73 189V190H74ZM93 189L94 188H92V190H90V191H93ZM95 189H96V186H95ZM106 189V188H105ZM110 189V188H109ZM115 189H113V190H115ZM125 189H124V192H125ZM135 190H137L136 189V187L134 188ZM133 189V190H134ZM153 189H154V187H153ZM4 191H5V189H3ZM36 190H37V188H36ZM68 190V189H67ZM77 190V189H76ZM81 191L83 190L82 188L80 189ZM85 190V189H84ZM88 190V189H87ZM87 190H86V192H87ZM97 190H99V189H97ZM102 190H104V189H102ZM131 190V189H130ZM143 190V189H142ZM171 190H172V188H171ZM182 190H180V192L182 191ZM0 191H1V186H0ZM3 191V192H4ZM27 191H24L25 193L27 192ZM43 191V190H42ZM42 191H40L41 193H42ZM79 191V190H78ZM80 191V192H81ZM101 191V190H100ZM99 191V192H100ZM106 191V190H105ZM128 191H129V188H128ZM138 191H140V190H138ZM148 191V190H147ZM152 192H150V187H149V193H155V189L154 190H151ZM154 191V192H153ZM160 191V190H159ZM2 192V191H1ZM21 192V191H20ZM33 192V191H32ZM39 192V193H40ZM76 192V191H75ZM89 192V191H88ZM115 192H117V191H115ZM121 192H122V190H121ZM135 192V191H134ZM144 193H145V191H143ZM173 192V191H172ZM172 192H171V194H172ZM174 192H176L175 190H174ZM185 192V191H184ZM189 192V191H188ZM83 193H84V191H83ZM93 193V192H92ZM96 193V192H95ZM109 193V192H108ZM110 193H112V190H111V192ZM136 193V192H135ZM134 193V194H135ZM141 193V192H140ZM143 193V194H144ZM149 193H147V195L149 194ZM161 193V192H160ZM3 194V193H2ZM4 194L5 195H7V193H5L4 192ZM33 194V193H32ZM42 194H44V195H46L47 196V198L49 197H52L53 198V191L50 189V190H48L47 191V193L45 194V193H42ZM68 195H70V193H69V191H68V193H67ZM101 194V193H100ZM119 194V193H118ZM117 194V195H118ZM121 194V193H120ZM126 194V193H125ZM131 194V193H130ZM133 194V193H132ZM137 194V193H136ZM142 194V193H141ZM153 194H151V195H153ZM159 194V192L158 193H156V195H158ZM173 194H175V193H173ZM179 194V193H178ZM178 194H175V195H178ZM192 194V193H191ZM24 195V194H23ZM66 195V194H65ZM64 195V196H65ZM83 195V194H82ZM81 195V196H82ZM84 195L86 196V193H84ZM96 195V194H95ZM105 195H106V193H105ZM109 195H111V194H109ZM122 195V194H121ZM129 195V194H128ZM181 194H179V196H180ZM184 195V194H183ZM22 196V195H21ZM55 196H56V194H55ZM71 196V195H70ZM69 196V197H70ZM75 195L73 194V197H74ZM79 196H80V194L78 195V199H79ZM87 196H88V198L90 197L89 195H88V193H87ZM91 196H92V194H91ZM115 196H116V194H115ZM127 196V195H126ZM133 196V195H132ZM131 196V197H132ZM138 196H139V194H138ZM142 196H145V195H142ZM4 195L2 196L1 195V193H0V204L2 203V202H4V201H6L7 203H6V206H3V210H2V215H3V221H4V223L5 224H3V226H2V230L0 229V239H2L1 241H0V264H53L52 263V261L49 259V257L51 258V257H53V256H50L51 254H53L54 255V253L55 252H59L60 250L62 251H60L61 252V254H60V252H59V254L57 255V254H55L56 256H55V258H57V256H58V259L61 261V262H59L58 264H90L91 262H92V264H99V263H102L101 262V260L99 261V259H97V258H95V259H93V261H90V263L87 261V260H90V259H88V255L89 254H93V252H94V250L92 251L91 249L93 248H89L88 250L90 251V253L88 252H86V248L88 247V246H91V244L90 245H88L87 244V247H85V251H82L81 250V247H82V245H81V247H78L77 245V243H75V240L76 239H74V237L73 236H75L77 233H75V231H72L73 230V227L70 225V220H71V218H72V216H73V218L75 217L73 214L71 215V214H69L68 213V215H71L70 216V219H68V216H65V215H67V213H66V211H65V213H62V214H59L58 212H59V210H58V205H60L57 201H59V198H58V200L55 202V204H52V205H50V207L49 208H47L46 206V208H44L45 210H39V212H41V214H43V215H41V217H42V219L44 220V221H49V222H51L52 221V223H50L49 225L50 226H48V230H49V233H46L47 232V230H45L44 229V225H43V227H41L40 226V228L39 227H37L38 225H40L39 223H38V225L36 226V228H35V223H34V228L32 227L33 226V221H34V219L32 218V215H34V212H33V214L31 215V217H29V215H27V213L25 214V210H24V208H23V199L21 200V197L20 196H17V197H12V198H10L9 197V195H8V197L6 198L7 200H4ZM24 197H26V196H24ZM39 197H40V195H39ZM83 197V196H82ZM81 197V198H82ZM96 197L97 196H95V200H96ZM102 197H103V195H102ZM118 197V196H117ZM122 197H123V195H122ZM141 197V196H140ZM153 196H151V198H152ZM157 197V196H156ZM27 199H28V197H26ZM45 198V199H44ZM43 199V204L45 203V200H46V197H44ZM51 198V199H52ZM56 198V197H55ZM81 198L79 199L80 201H81ZM105 197H103L102 199L103 200H101V201H103L104 202V200H106V199H104ZM111 198H113V197H111ZM120 198H121V196H120ZM124 198V197H123ZM128 198V197H127ZM133 198V197H132ZM143 198V197H142ZM148 198V197H147ZM155 198V197H154ZM181 198V197H180ZM184 198H185V195H184ZM184 198H182V199H184ZM187 198V197H186ZM194 198V197H193ZM27 199H26V201L25 202H28L27 201ZM30 199V198H29ZM28 199V200H29ZM31 199H33L32 198V196H31ZM57 199V198H56ZM66 199V198H65ZM65 199H63V201H62V203L64 202V200ZM69 199V198H68ZM76 199V201H77V197H74V200ZM84 199V198H83ZM85 199H87V197L85 198ZM93 199V198H92ZM91 199V200H92ZM99 199H100V197H99ZM117 199V198H116ZM135 199V198H134ZM182 199H181V201H182ZM190 199H192V198H190ZM210 199L213 201V200H216L215 202L216 203H218V204H220V205H223L224 207H226L227 208V210L224 208V215H225V217H227L228 218V221L227 222H223V221H221V217L220 218H217V217H215L214 215L213 216H209V214H212V213H210L211 212V208H213V207H210V204H209V201H210ZM10 200V201H9ZM40 200H41V198H40ZM67 200V199H66ZM70 200V199H69ZM71 200H72V198H71ZM115 200V199H114ZM118 200V199H117ZM125 198L122 200L123 202H125V201H127V200H125ZM139 200H141V199H139ZM157 200H158V197H157ZM157 200H156V202H157ZM173 200V199H172ZM177 200H178V198H177ZM257 200V201H256ZM30 201V200H29ZM33 201V200H32ZM49 201V200H48ZM51 201V200H50ZM49 201V202H50ZM68 201V200H67ZM85 201H87V200H85ZM94 201V200H93ZM110 201V200H109ZM143 201V200H142ZM148 201H149V199H148ZM189 201V199L187 200V202ZM41 202V201H40ZM53 202H54V200H53ZM73 202H75V201H73ZM88 202H89V200H88ZM96 202H97V200H96ZM102 202V203H103ZM111 203L113 202V200L112 201H110ZM121 203V205H124V203ZM133 202H135V201H133L132 200V202H131V204H133ZM145 202H147V201H145ZM175 202H177L176 200H175ZM186 202V203H187ZM190 202V201H189ZM191 202H193V200L191 201ZM190 202V203H191ZM47 203V202H46ZM68 203H70V202H68ZM76 203H78V202H76ZM74 204V205H76L77 206V204ZM80 203V202H79ZM83 203H84V201H83ZM86 203V205H87V202H85ZM95 203V202H94ZM93 203V204H94ZM101 202L99 201V204H100ZM106 203V202H105ZM142 203V202H141ZM144 203V202H143ZM152 203V202H151ZM153 203H154V199H153ZM178 203V202H177ZM215 203V204H216ZM3 204V203H2ZM43 204H42V206H43ZM80 204H82V203H80ZM88 204H90V202L88 203ZM97 204H98V202H97ZM114 205H116V204H118V203H113ZM120 204V203H119ZM118 204V205H119ZM139 204V203H138ZM156 204V203H155ZM163 205H164V203H162ZM173 204V203H172ZM189 204V203H188ZM188 204H185V206L186 205H188ZM25 205H27V204H25ZM29 205V204H28ZM27 205V208H29V206ZM30 205H31V203H30ZM35 205H36V203H35ZM48 205V204H47ZM102 205H104V203L102 204ZM111 205V204H110ZM113 205V206H114ZM117 205V206H118ZM149 205V204H148ZM178 205V204H177ZM194 205V204H193ZM192 205V203H191V206H193ZM213 205V204H212ZM211 205V206H212ZM217 205V204H216ZM227 205V206H226ZM232 205H235V209L234 210H232ZM41 206V205H40ZM40 206L38 207L39 209H40ZM49 206V205H48ZM63 207H64V205H62ZM61 206V207H62ZM67 206V205H66ZM69 207L70 206H73V205H68ZM79 206V205H78ZM90 206V205H89ZM92 206V205H91ZM94 207L93 208H95L96 207V205L94 204L93 205ZM99 206V205H98ZM108 206H109V204H108ZM125 207H126V205H124ZM146 207H147V205H145ZM150 206H151V204H150ZM153 206V205H152ZM151 206V207H152ZM159 206V205H158ZM167 206V205H166ZM165 206V207H166ZM190 205H188V208H190L191 207ZM30 207H32V206H30ZM60 207V208H61ZM75 207V206H74ZM80 207V206H79ZM110 207V206H109ZM120 207V206H119ZM121 207H123V206H121ZM128 208H132V207H130V206H127ZM178 207H181V206H178ZM182 207H184V205L182 206ZM181 207V208H182ZM27 208H26V212H28L27 211ZM37 208V209H38ZM66 208V207H65ZM68 208V207H67ZM72 208V207H71ZM87 208V207H86ZM89 208H91V207H89ZM99 208V207H98ZM97 208V209H98ZM102 208V207H101ZM117 208V207H116ZM29 209H31V208H29ZM42 209V208H41ZM61 209H63V208H61ZM74 209V208H73ZM75 209H76V207H75ZM75 209H74V211H75ZM82 209V208H81ZM81 209H76V210H80L81 211ZM88 209V208H87ZM96 209V208H95ZM109 209V208H108ZM113 209H115L114 207H113ZM113 209H111V210H113ZM125 209V208H124ZM127 209V208H126ZM135 209V208H134ZM146 209V208H145ZM145 209H143L144 211H145ZM151 209V208H150ZM162 209V208H161ZM177 209H179V208H177ZM184 209V211H186L187 210V207L186 208H182V210ZM192 209V208H191ZM195 209H197V208H195ZM220 209V208H219ZM12 210H14L15 212H12ZM34 210V207H33V209H32V211ZM69 210H71V209H69ZM110 210V211H111ZM119 210H121L120 208H119ZM123 210V209H122ZM132 210V209H131ZM170 210H172V209H170ZM181 210V209H180ZM181 210V211H182ZM223 210V209H222ZM0 211H1V208H0ZM43 211V212H42ZM83 211H85V210H83ZM87 211V210H86ZM91 211H93V213H94V209L92 210V208H91ZM99 211L101 212L102 211V213H103V209H99ZM114 211V210H113ZM112 211V212H113ZM116 211H118V209L116 210ZM115 211V212H116ZM124 211H126V210H124ZM123 211V212H124ZM163 211H165L166 212V215H164V216H167L168 214H169V212H167V210H163ZM180 211V212H181ZM193 211V210H192ZM197 211V210H196ZM217 211H218V213L217 214H219L218 216H221L220 215V213H219V210L217 209ZM29 212H30V210H29ZM29 212H28V214H29ZM63 212H64V210H63ZM68 212V211H67ZM70 212V211H69ZM82 212V211H81ZM81 212H73V213H81ZM89 212H90V209H89ZM120 212V211H119ZM130 212V211H129ZM133 212V211H132ZM135 212V211H134ZM140 212V211H139ZM148 212L150 213V211L148 210ZM37 213H38V211H37ZM83 213V212H82ZM81 213V214H82ZM85 213V212H84ZM87 213V212H86ZM107 213H109V212H107ZM125 213V212H124ZM136 213V212H135ZM138 213V212H137ZM141 213V212H140ZM142 213H144V212H142ZM95 214V213H94ZM97 214H99L98 212H97ZM97 214H95V215H97ZM112 213H110V214H107L106 216L108 217L109 215V217H111L110 219H112L113 220V218H112V215H111ZM119 214H121V213H119ZM126 214V213H125ZM145 214V213H144ZM147 214V213H146ZM151 214V213H150ZM185 214V213H184ZM191 214V213H190ZM194 214V213H193ZM1 214H0V217L2 216ZM22 215H24V216H22ZM85 215V214H84ZM92 215V214H91ZM95 215H93L94 217H95ZM115 215V214H114ZM113 215V216H114ZM117 215V214H116ZM130 215V214H129ZM131 215H133V213L131 214ZM136 215V214H135ZM156 215V214H155ZM189 215V214H188ZM40 216V215H39ZM81 216V215H80ZM83 216V215H82ZM86 216V215H85ZM102 216V215H101ZM104 216H105V214H104ZM149 217L151 216V215H148ZM164 216H162V217H160L159 219H158V221L156 220L155 221V223H153V220H151V222L153 223V225H150V223H148V225H146V220L144 219V223H145V225H146V228H153V226L154 227H156V224L157 223H159V224H164L165 222H166V220H167V217H164ZM185 216V215H184ZM192 216V215H191ZM191 216H189V218L191 217ZM35 217V216H34ZM98 217H100V215L98 216ZM107 217H105V220H106V218ZM109 217H108V219H109ZM116 218H117V216H115ZM125 217V216H124ZM122 218V216H121V218L122 219H125V218ZM139 217H142V216H139ZM36 218H37V216H36ZM39 218V217H38ZM37 218V219H38ZM76 218V217H75ZM77 218H79L78 216H77ZM76 218V220H77V222H80L81 223V221H78L79 219H77ZM85 218V217H84ZM88 218V217H87ZM91 218V217H90ZM89 218V219H90ZM119 218H120V216H119ZM131 218V216L129 217V219ZM133 218V217H132ZM134 218H136V216L134 217ZM143 218V217H142ZM169 217H168V219H170ZM194 218V217H193ZM32 219H33V221H32ZM37 219H36V221H37ZM83 218H81V220H82ZM94 219V218H93ZM101 219H102V217H101ZM103 219H104V217H103ZM110 219H109V221H110ZM121 219V220H122ZM128 219V220H129ZM151 219V218H150ZM149 219V220H150ZM186 218H184V220H185ZM41 220V219H40ZM98 220V219H97ZM96 219H95V224L98 222ZM112 220L110 221V222H112ZM115 221H116V219H114ZM119 220V219H118ZM121 220H119L120 222H121ZM137 220V218L136 219H134V221H136ZM190 220V219H189ZM226 220V219H225ZM26 221V222H25ZM28 221V222H27ZM73 220H71V222H72ZM86 222V218L84 219V220H82V224H83V222ZM97 221V222H96ZM102 221V220H101ZM100 221V222H101ZM109 221H108V223H109ZM114 221V222H115ZM118 221V222H119ZM139 221V220H138ZM187 221V220H186ZM23 222H25L27 225H29V226H27L25 223H23ZM39 222V221H38ZM42 221H40V223H41ZM75 222V220L73 221V223ZM92 222H93V220H92ZM103 222V221H102ZM114 222H113V224H114ZM128 222V221H127ZM130 222V221H129ZM131 222H133V221H131ZM150 222V221H149ZM0 223H1V221H0ZM22 223L23 224H25V226H27L28 227V231H27V233L25 234L24 232L23 233H20V231L23 229H21V225H22ZM44 223V222H43ZM76 223V222H75ZM87 223V222H86ZM91 223V222H90ZM107 223V224H108ZM122 223V222H121ZM139 223V222H138ZM141 223V222H140ZM182 223V222H181ZM77 224V223H76ZM79 224V223H78ZM93 224H94V222H93ZM92 224V225H93ZM116 224V223H115ZM130 224V223H129ZM85 224H83V226H84ZM104 225H105V223H104ZM118 225V224H117ZM123 225V224H122ZM122 225H120L119 224V226H122ZM78 226V225H77ZM86 226V225H85ZM89 226V225H88ZM102 226H103V223H102ZM102 226H100V227H102ZM112 226V225H111ZM119 226H118V228H119ZM131 227H132V225H130ZM142 226H144V225H142ZM160 225H158V227H159ZM1 227V226H0ZM20 227V228H19ZM47 227V226H46ZM79 227H81V225L79 226ZM93 227H95V225L93 226ZM128 227V226H127ZM131 227H129V229L131 230ZM145 227V226H144ZM196 227V228H195ZM37 228H39V230L37 229ZM41 228H43V229H41ZM76 228V226L74 227V229ZM78 228V227H77ZM77 228L75 229V230H77ZM83 228V227H82ZM103 228H105V227H103ZM133 228V227H132ZM194 228L196 229V230H194ZM19 229H21V230H19ZM37 229V230H36ZM72 229V230H71ZM80 229V228H79ZM77 230L78 231V233L80 232V230ZM83 229H86V228H83ZM89 229V228H88ZM88 229L86 230V232H89L88 231ZM95 229V228H94ZM100 229V228H99ZM112 229H114V228H112ZM128 229V230H129ZM163 229H165V228H163ZM19 230V231H18ZM82 230V229H81ZM101 230H103V229H101ZM105 230V229H104ZM111 230V229H110ZM141 230H142V228H141ZM193 230L194 231H197V232H193ZM85 231V230H84ZM93 231V230H92ZM96 231V230H95ZM106 231V230H105ZM104 231V232H105ZM117 231V230H116ZM115 231V232H116ZM138 231V230H137ZM91 232V231H90ZM104 232H102L101 231V233H104ZM110 232V231H109ZM115 232H113V233H115ZM129 232H131V231H129ZM134 232V228H133V231L131 232V234ZM154 232V234H156V232L155 231H153ZM81 233L82 232H80L79 234H77L78 236L80 235V237L79 238H81V236H82V238H81V240H82V243L84 242L83 240H84V238L85 239H87V236L85 235V233L83 232V234L85 235V237L83 236V235H81ZM99 233H100V230H99ZM100 233V234H101ZM112 233V232H111ZM135 233V237H137L136 236V232H134ZM145 233V232H144ZM4 234H6V235H4ZM56 234H60V235H62V238L61 237H59L60 238V240L58 239V238H56ZM88 234V233H87ZM91 234V233H90ZM94 235H95V233H93ZM98 234V233H97ZM99 234V235H100ZM106 234V236H109L107 233H105ZM117 234H119V233H117ZM125 234H126V232H125ZM94 235H92L91 234V236H93L92 238L94 239ZM127 235H129L128 233H127ZM133 235V234H132ZM157 235V234H156ZM178 235V234H177ZM3 236H4V238H3ZM71 236H72V238H71ZM78 236H77V238H78ZM88 236H89V234H88ZM120 236V235H119ZM144 236V237H143ZM147 236V235H146ZM155 236V235H154ZM160 236V235H159ZM166 236L167 237H169L167 234H166ZM6 237V238H5ZM84 237V238H83ZM99 237V236H98ZM100 237H101V235H100ZM121 237V236H120ZM132 237H134V235L132 236ZM67 238V239H66ZM78 238V239H79ZM90 238V237H89ZM103 238V237H102ZM101 238V239H102ZM107 238V237H106ZM116 238V237H115ZM127 238L129 239L130 238V235L129 236H127ZM157 238V237H156ZM171 238V237H170ZM77 239V240H78ZM93 239H90V242H92L91 240H93ZM107 239H109V242H110V237L109 238H107ZM112 239V238H111ZM122 239V238H121ZM127 239V240H128ZM137 239V240H136ZM151 239V238H150ZM158 239V238H157ZM81 240H80V243H81ZM126 240V239H125ZM171 240V239H170ZM86 241V240H85ZM88 241H89V239H88ZM115 241V239L113 240V242ZM117 241V240H116ZM115 241V242H116ZM128 241H130V239L128 240ZM150 241V242H149ZM78 242V241H77ZM103 242V241H102ZM112 242V241H111ZM127 242V241H126ZM125 242V243H126ZM4 243L6 244L5 246H4ZM99 244H100V242H98ZM123 243V242H122ZM165 243V242H164ZM77 244V245H76ZM93 244H95L94 242H93ZM105 244H107L106 242H105ZM111 244V243H110ZM127 244V243H126ZM84 245H86V244H84ZM97 245V244H96ZM122 245V244H121ZM130 245V246H131ZM93 246V245H92ZM102 246H104V243H103V245ZM106 246H108V245H106ZM110 246V245H109ZM109 246L107 247L108 249H109ZM111 247V246H110ZM113 247H115V245L113 246ZM113 247H111V248H113ZM133 247V246H132ZM132 247L130 248V249H132ZM146 247H149V250H145L144 251V249L146 248ZM80 248V249H79ZM116 248V247H115ZM117 248H119V245H118V247ZM83 249H84V247H83ZM101 249H102V247H101ZM104 249H106V248H104ZM120 249H122V248H120ZM133 251H134V249H132ZM135 250H136V248H135ZM92 251V252H91ZM100 251H102V250H100ZM99 250H98V252H100ZM106 251V250H105ZM109 251V250H108ZM110 251H111V249H110ZM110 251L109 252H107V253H110ZM144 251V252H143ZM147 251H149V252H147ZM129 252V251H128ZM127 252V253H128ZM97 253V252H96ZM106 253V252H105ZM106 253V254H107ZM131 253V252H130ZM118 254H122L121 252H119ZM60 255H62V256H60ZM99 255V254H98ZM109 255V254H108ZM114 255V254H113ZM128 255H129V253H128ZM94 256V254L92 255V256H90V258H92ZM107 256V255H106ZM111 256V255H110ZM122 256V255H121ZM95 257H97V256H95ZM114 256H111L109 259H110V261H111V259L113 258ZM54 258V259H55ZM94 258V257H93ZM99 258V257H98ZM106 258V257H105ZM118 258V257H117ZM124 258V257H123ZM51 259H53V258H51ZM102 259H103V261H104V258H103V255H102ZM113 259H115V258H113ZM118 259H122V257L121 258H118ZM92 260V259H91ZM134 260V259H133ZM132 260V261H133ZM54 261V260H53ZM107 261V260H106ZM109 261V260H108ZM117 261V260H116ZM128 261V260H127ZM135 261V260H134ZM88 262V263H87ZM115 262V261H114ZM120 263L119 264H121L122 263V260H120L119 261ZM124 262H126V261H124ZM131 262V261H130ZM54 263H57V261H54ZM103 263H106V262H103ZM112 263H113V261H112ZM116 263V262H115ZM129 263V261L127 262V263H123V264H128ZM108 264V263H107ZM114 264V263H113ZM117 264V263H116ZM134 264H135V262H134Z\"/></svg>",
    "mask_w": 264,
    "mask_h": 264
}]
</instances>
